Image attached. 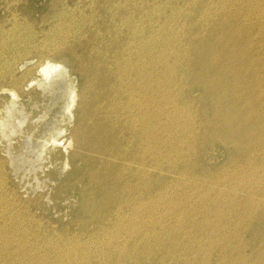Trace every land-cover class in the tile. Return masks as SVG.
Here are the masks:
<instances>
[{"label": "rangeland", "instance_id": "1", "mask_svg": "<svg viewBox=\"0 0 264 264\" xmlns=\"http://www.w3.org/2000/svg\"><path fill=\"white\" fill-rule=\"evenodd\" d=\"M190 1H193V2H190ZM207 1L208 3H206ZM221 1L220 0H189V1L188 0H173V1L172 0H157V1L156 0H146V1L141 0L140 2V0H129V1L128 0H121V1L112 0L111 2L110 0H94V1L93 0H87V1L86 0H0V49H1L0 50V67H2L0 69L1 71L0 72V212H1L0 213V264H11V263L12 264H23V263L24 264H30V263L31 264H79V263L80 264H89V263L90 264H104V263L105 264H108V263L117 264L119 260L121 261L118 264H122V263L123 264H127V263L128 264H133V263L134 264L135 263L136 264L137 263L139 264H147V263L148 264H162V263L166 264L168 260L169 261L167 264H192V263L193 264H205L208 260L209 262H207L206 264L208 263L209 264H239L241 262H242L241 264L243 263L244 264H263L264 263V257H262L264 255V250H263L264 249V245H263L264 244L263 243L264 242L263 240L264 239V226H263L264 225V213H263L264 207H262L264 205V192L262 190L264 189V184H263L264 176H262L264 175V146H263L264 142H262L264 141L263 140L264 139L263 138L264 137V120H263V117H264L263 116L264 114V107H263L264 106V92H263L264 82H262L264 81V78H263L264 77V49H263L264 47V0H230V1L221 0ZM153 3H156V4H153ZM157 3L159 5H157ZM135 4H137L138 6ZM160 4L162 5V7ZM117 5L119 8L117 7ZM129 5H130V8H129ZM68 7H70L71 9ZM90 7L94 9H91ZM141 7H144V8H141ZM155 7H156V10H154ZM75 8L77 9L75 10ZM78 8L80 10H78ZM161 8H163L162 11L160 10ZM205 8L207 9V11L208 10H211V11H208L207 13ZM105 9L106 10L108 9L111 11H108V10L106 11ZM190 9L191 10L193 9L195 12L192 10L191 11L192 13H189ZM204 9L206 12L204 11ZM73 11H77V12H73ZM134 11L136 13H134ZM198 13H199V16H198ZM204 13L205 15L207 14V17L204 15ZM72 14H73V18H72ZM90 15H91V18L89 17ZM218 16L219 18H217ZM139 17L142 19H140ZM230 18L232 19V21ZM88 20L90 21L88 22ZM131 20H133L132 23H131ZM146 20H148L149 22ZM217 20L219 23L217 22ZM120 21L121 23H119ZM152 21L153 22L156 21V22L153 24ZM213 21H215V23ZM122 22H124L123 25H122ZM220 22L222 26L224 25L226 27H221ZM80 24L81 25L84 24V26L83 25L81 26ZM130 24L133 26H131ZM200 25H202L203 27ZM58 27H59V30H57ZM62 27L64 28L62 29ZM119 27L122 29H119ZM147 27L149 30L147 29ZM155 27L158 29L160 28V29L156 30ZM197 27L199 28L197 29ZM241 30H242V33H241ZM59 32H62V33H59ZM159 32L161 35L162 34L163 35L161 36ZM186 34L188 35L186 36ZM66 35L68 36L66 37ZM113 35H116V36H113ZM125 35H128V36H125ZM108 37L111 39H109ZM132 38H133V41H132ZM203 39H205L204 40L205 42L203 41ZM186 40L188 41V44ZM118 43L120 45H118ZM179 44L180 46H177ZM233 44H237V45H233ZM143 45H146V47L144 46L143 48ZM149 45H150V48L147 47ZM184 45L185 47H183ZM145 48L148 50H146ZM208 50H210L211 52ZM175 51H176V54H175ZM132 52L134 56L131 54ZM138 54L141 56H138ZM158 54H161V56H159ZM142 55H143V58H142ZM131 56L134 57V58L132 57V61H131ZM162 57H164V60ZM105 58L107 59V61ZM126 60L127 61L129 60V62H127ZM155 60L158 62L156 63ZM143 61L145 62V64ZM182 61L184 62V64ZM189 61L191 64L189 63ZM46 63L47 64L49 63L50 66L54 65L57 68H51L50 73L46 74L42 71V67ZM223 63L225 64L226 67L224 66ZM139 66H142V67H139ZM148 67L150 69H148ZM254 68L256 71L254 70ZM148 70H150V72H148ZM161 70H164V71L162 72ZM248 70H251L249 71L251 73L247 72ZM151 72L152 74H150ZM141 75L143 76L141 78H144V79H140ZM133 76L134 77L137 76L138 79L136 77L132 78ZM201 77L203 81H201L200 79ZM196 78L197 80H195ZM129 79L132 81H130ZM126 80L127 81L129 80L128 81L129 83ZM259 80H261L262 84ZM123 82H127V83L124 84ZM139 82H142V83H139ZM170 82H172V84ZM139 84L142 85V88H141V85ZM152 84L154 85L152 86ZM127 85L129 87H127ZM111 87L114 88V90ZM207 87H208V90H206ZM214 87H217V88H214ZM118 89L120 90L117 91ZM253 91L255 94L252 93ZM132 92L134 96L132 95ZM262 93H263V96H262ZM140 94H144V95H140ZM229 94H231L230 99H229ZM146 95H149V96L147 97ZM112 97H114V99ZM118 99L119 100L121 99L120 101L121 103L119 102ZM124 100H126L128 103L130 102L131 104L129 105ZM140 100H141V103H140ZM236 101L237 103L238 102L240 103L236 105L237 104ZM108 103L109 104L111 103V104L109 105ZM258 104L259 105L261 104L260 105L261 107L258 106ZM90 107L91 109H89ZM127 107L128 109H126ZM260 108L262 110H260ZM120 109L122 110L119 111ZM116 110L118 113L116 112ZM142 111H145L146 113ZM226 112L227 114H225ZM121 114L123 116H121ZM141 114H143V116ZM153 114L155 117L153 116ZM198 114L200 115L198 116ZM148 115L149 116L152 115V117H149ZM156 115L158 116V118ZM220 115L221 117H219ZM234 116L235 117L237 116V117L235 118ZM117 117H118V120H117ZM137 118H139V120ZM111 119L114 121V123L112 122ZM201 119L202 120L204 119L205 121L204 120L202 121ZM131 120L133 121V123L130 122ZM137 121L140 122V124ZM156 121L158 122V125ZM87 122L90 124H88ZM135 122H137L138 125ZM205 122L206 123L208 122V123L206 124ZM118 123H119V127L116 126L118 125ZM129 124H131V126ZM245 124H246V127H245ZM91 125H93V127ZM98 126L100 128L102 127L101 131L99 130L100 128H98ZM240 126L242 128L244 127L245 128L242 129ZM104 127L106 128L104 129ZM129 128L133 131H131ZM247 128H250L249 129L250 131L253 130L251 131L252 134L250 133L249 130L244 131V130H247ZM260 129L262 132L260 131ZM149 130H151L150 134H149ZM229 130H233V131H229ZM81 131L83 132L81 133ZM102 131H103V134L106 136L102 134ZM255 132H257L256 135H254ZM147 133H148V136H147ZM137 134H141V135H137ZM101 136L104 138L108 137V139L107 138L104 139ZM112 136L115 137L113 144L110 138ZM144 136L145 138H143ZM237 136H239V138ZM250 136L253 138H251ZM121 137H124V138H122L121 140ZM97 138L100 140H98ZM163 138H165L166 140ZM125 139H127V141ZM144 139H147V140L144 141ZM174 139L177 140L178 143L177 141L175 142ZM182 140L183 141L185 140V141L183 142ZM215 140L217 142H215ZM148 141H151V142H148ZM100 143L102 146L100 145ZM140 143L142 144L144 143L143 146L142 144L140 145ZM83 144L85 145V147ZM175 144H177V146ZM132 145H134V147ZM123 146L124 147L126 146V147L124 148ZM135 146L136 147L138 146V147L136 148ZM179 146L182 148V150H180L181 148ZM99 147L100 149H98ZM102 147L105 149H103ZM170 147L173 149L171 150ZM119 148H120V151H119ZM175 148L177 150H175ZM254 149H255V152L252 151ZM158 150L160 151L158 152ZM189 150L190 152L192 151L191 154H189L190 153ZM174 151L176 154L177 153L178 154L176 155ZM179 152L182 155L179 154ZM256 152H257V155H256ZM142 154L143 156H141ZM165 154L167 156H164ZM252 154L253 155L255 154V155L253 156ZM109 155L112 157H110ZM119 155H122V157ZM125 155H127V157H125ZM160 155L162 157L161 159H160ZM188 155L189 157L188 159H186ZM147 157L148 159H146ZM108 158L110 159L112 158L111 159L112 162ZM168 159L174 162L170 161L171 162L170 163ZM235 159L239 163L235 162ZM126 160L129 162H127ZM132 160L134 162H132ZM135 160H136V163H135ZM231 162L237 163V164H233V163L231 164ZM163 163H167V164L163 165ZM254 163H256V165ZM112 164L116 167L114 168ZM130 164L133 167H131ZM142 164H144L147 167V169H144L146 167H144V165ZM157 164H159V167ZM173 164L174 165L176 164V166H174ZM111 166H113V168ZM136 167L137 169H134ZM164 167H167V168H164ZM236 167H239V168L235 169ZM149 169H152V170L150 171ZM168 169H170L171 171L170 170L168 171ZM238 170L239 171L241 170V171L239 172ZM143 171L145 174L143 173ZM175 172L177 174H174ZM235 172H236V175H235ZM156 173L158 174V176L156 175ZM128 174L131 176L129 177ZM187 174L189 175V177ZM211 176L214 178H212ZM220 178L222 182L218 181L220 180ZM107 179H108V182H106ZM244 180H246V182ZM158 181H159V184H158ZM187 182L190 184L187 185L186 184ZM197 182H198V185H197ZM213 184H216V185H213ZM114 185L117 189L114 187ZM189 185H193L194 187L193 186L190 187ZM201 185H202V188L204 189L203 192H201L202 191ZM239 185L241 188L239 187ZM174 186L175 187L177 186L176 189H178L179 191L176 190ZM206 186H209V187H206ZM223 186L224 187L228 186V187H225L224 189ZM234 186L235 187L237 186L236 188L238 189H236ZM141 187H144V188H141ZM167 187L169 188L167 189ZM193 188H196V189H193ZM220 188L222 189L220 190ZM148 189L150 191H148ZM207 190L210 192H208ZM217 190L220 192L218 193ZM172 191L177 192V193L172 194L173 193ZM198 192H201V193H198ZM123 193L124 195H122ZM165 193L166 194L169 193V194L166 195ZM194 193H197V194H194ZM131 194H134V195H131ZM188 194L189 196H187ZM213 194L215 195L213 196ZM242 194H244V196ZM184 195H185L184 197L185 199L182 198ZM216 195L221 196V197H218ZM229 195L231 197H229ZM168 196L169 197L171 196L172 198L170 197L169 199ZM159 197L161 198V200ZM142 198H144L145 200ZM150 198H151V201H150ZM140 199L142 202L140 201ZM234 200H238V201H234ZM126 201L128 204L126 203ZM213 201H214V204H213ZM157 202L159 205L160 204L161 205L159 206ZM165 204H167V206ZM212 204L214 206H212ZM228 208L229 209L231 208L232 211L231 209L229 210ZM129 210L130 212H128ZM149 211H150V214H149ZM118 213L120 216L118 215ZM151 216L154 221L152 220ZM142 217L144 218L142 219ZM145 217L147 220L145 219ZM148 218H151V219H148ZM157 219H159L160 221ZM249 221L251 222L249 223ZM131 222H133V224H130ZM32 223H33V226H32ZM36 223H38L39 225ZM162 223L164 224V227ZM151 225L154 226V228L155 227L156 228L155 229L152 228ZM176 226L178 227L180 226V227L177 228ZM115 227L117 228L115 229ZM118 227L120 229H118ZM260 227H261L260 231L256 230V229H260ZM35 228H38L39 230ZM132 228H134L133 233H132ZM135 228L138 230V232ZM144 228L145 230L147 229L148 230L145 231ZM43 230L44 232H42ZM102 230H104L105 232ZM228 230H231V232ZM115 232H119V233L116 234ZM189 232L191 235L188 234ZM91 233L92 235H89ZM93 233L95 234L93 235ZM120 233H123V234H120ZM59 234H62V235H59ZM73 234L75 235V237ZM128 234H132V235L130 236ZM140 234H142L143 236ZM68 235H70V237L73 236L74 238H70ZM45 236H47L48 239ZM55 236L57 237V239ZM60 236L63 237V239L61 238L60 240L59 238ZM112 236H114L115 238ZM149 236L151 237L153 236L152 237L153 239H151V237ZM163 236H165V238ZM178 236H180V238ZM67 238H68V241H67ZM96 238L98 240H96ZM113 238L115 239L114 241H112ZM124 238L127 240H125ZM161 239L164 241L163 243ZM174 239H176L175 243H174ZM188 239L189 240L192 239V240L189 241ZM100 240H102L103 243ZM166 240H168V242ZM236 240L238 243L236 242ZM81 241H82V244H81ZM110 241H111V244H110ZM246 241L248 242L246 243ZM99 242L102 244H100ZM69 243H71L72 245H70ZM179 243L182 245L184 244V245L179 246ZM57 244H59L60 246ZM102 245H103V248H102ZM106 245L107 246L109 245V246L107 247ZM151 245L152 246L155 245V247L154 246L152 247ZM96 246L98 250L97 248H95ZM174 246L176 247V250ZM234 246L235 247L238 246V247L234 248ZM258 246L261 248H259ZM87 247H88V253H87V249H85ZM148 247H150L151 250H149ZM201 247L203 248L202 250H204V252L207 254H204V252L201 249H199ZM126 248H129V250H127ZM208 248H211L210 251ZM94 249H96L97 251ZM197 249H198V252H197ZM75 251L77 252V255L75 254ZM120 251L122 252L124 251V252L121 253ZM33 252H34V255H33ZM131 252L133 255L131 254ZM154 252L156 255L154 254ZM167 252H169L170 254ZM176 253H178L179 255ZM25 254H27L26 255L27 257L23 256ZM135 254H136V257H135ZM139 254H142V255H139ZM240 255L241 256L243 255V257H241ZM139 256L141 257L139 258ZM208 256L210 259L208 258ZM7 257L11 258L12 260ZM81 257L84 259H81ZM146 257L148 258V260ZM175 257H177L178 259ZM181 257H183V259ZM204 257H206L207 261L205 260ZM244 257H247V258L244 259ZM33 258L35 261L33 260ZM103 259L104 260L106 259V261H103ZM158 259L159 261H157ZM125 260L127 263H125ZM175 260H177L178 263Z\"/></svg>", "mask_w": 264, "mask_h": 264}, {"label": "bare ground", "instance_id": "2", "mask_svg": "<svg viewBox=\"0 0 264 264\" xmlns=\"http://www.w3.org/2000/svg\"><path fill=\"white\" fill-rule=\"evenodd\" d=\"M86 1H87V0H86ZM93 1H94V0H93ZM110 1L112 2V0H110ZM120 1H121V0H120ZM128 1H129V0H128ZM145 1H146V0H145ZM156 1H157V0H156ZM172 1H173V0H172ZM188 1H189V0H188ZM220 1H221V0H220ZM225 1H226V0H225ZM228 1H230V0H228ZM84 2H85V1H84ZM137 2H138V1H137ZM140 2H141V0H140ZM142 2H143V1H142ZM147 2H148V1H147ZM179 2H180V1H179ZM190 2H193V1H190ZM212 2H213V1H212ZM221 2H222V1H221ZM130 3H131V2H130ZM133 3H134V2H133ZM150 3H151V2H150ZM164 3H165V2H164ZM174 3H175V2H174ZM181 3H182V2H181ZM186 3H188V2H186ZM200 3H201V2H200ZM203 3H204V2H203ZM206 3H208V1H207ZM226 3H227V2H226ZM232 3H234V2H232ZM236 3H237V2H236ZM236 3H235V4H236ZM90 4H91V2H90ZM92 4H94V3H92ZM121 4H122V3H121ZM138 4H139V3H138ZM142 4H143V3H142ZM142 4H141V5H142ZM151 4H152V3H151ZM153 4H156V3H153ZM184 4H185V3H184ZM219 4H220V3H219ZM219 4H218V5H219ZM110 5H111V4H110ZM126 5H127V4H126ZM131 5H132V4H131ZM135 5H137V4H135ZM157 5H159V4L157 3ZM157 5H156V6H157ZM160 5H161V4H160ZM167 5H168V4H167ZM185 5H186V4H185ZM189 5H190V4H189ZM199 5H200V4H199ZM210 5H211V4H210ZM210 5H209V6H210ZM214 5H215V4H214ZM224 5H225V4H224ZM107 6H108V5H107ZM111 6H112V5H111ZM137 6H138V5H137ZM147 6H148V4H147ZM151 6H152V5H151ZM151 6H150V7H151ZM153 6H154V5H153ZM221 6H222V5H221ZM227 6H228V5H227ZM230 6H231V5H230ZM117 7H118V5H117ZM121 7H122V6H121ZM123 7H124V6H123ZM158 7H160V6H158ZM161 7H162V5H161ZM167 7H168V6H167ZM215 7H217V6H215ZM251 7H252V6H251ZM68 8H70V7H68ZM79 8H80V7H79ZM79 8H78V10H80ZM90 8H91V7H90ZM105 8H106V7H105ZM107 8H108V7H107ZM118 8H119V7H118ZM127 8H128V7H127ZM129 8H130V5H129ZM133 8H134V7H133ZM141 8H144V7H141ZM163 8H164V7H163ZM163 8H161L160 10L162 11ZM177 8H178V7H177ZM186 8H187V7H186ZM197 8H198V7H197ZM200 8H201V6H200ZM224 8H225V7H224ZM230 8H231V7H230ZM70 9H71V8H70ZM76 9H77V8H75V10H76ZM91 9H94V8H91ZM108 9H109V8H108ZM108 9H107V10H108ZM150 9H151V8H150ZM183 9H184V8H183ZM187 9H188V8H187ZM205 9H206V8H205ZM205 9H204V11H205ZM208 9H209V8H208ZM72 10H74V9H72ZM72 10H71V11H72ZM82 10H83V9H82ZM95 10H96V9H95ZM105 10H106V9H105ZM107 10H106V11H107ZM116 10H117V9H116ZM116 10H115V11H116ZM124 10H125V9H124ZM128 10H129V9H128ZM137 10H138V9H137ZM139 10H140V9H139ZM154 10H156V7H155ZM158 10H159V8H158ZM167 10H168V9H167ZM188 10H189V9H188ZM192 10H193V9H192ZM192 10L190 9V12H189V13H192V12H191ZM198 10H199V9H198ZM224 10H225V9H224ZM108 11H111V10H108ZM115 11H114V12H115ZM120 11H121V10H120ZM131 11H132V9H131ZM145 11H147V10H145ZM193 11H194V10H193ZM202 11H203V10H202ZM206 11H207V9H206ZM206 11H205V12H206ZM208 11H211V10H208ZM208 11H207V13H208ZM216 11H217V10H216ZM222 11H223V10H222ZM227 11H228V10H227ZM241 11H242V10H241ZM73 12H77V11H73ZM117 12H119V11H117ZM151 12H152V11H151ZM153 12H154V11H153ZM157 12H158V11H157ZM157 12H156V13H157ZM163 12H164V11H163ZM167 12H168V11H167ZM184 12H185V11H184ZM194 12H195V11H194ZM200 12H201V11H200ZM213 12H214V11H213ZM70 13H71V12H70ZM91 13H92V12H91ZM96 13H97V12H96ZM96 13H95V14H96ZM126 13H127V12H126ZM129 13H130V12H129ZM134 13H136V12L134 11ZM148 13H149V11H148ZM160 13H161V12H160ZM182 13H183V12H182ZM218 13H219V12H218ZM220 13H221V12H220ZM223 13H224V12H223ZM223 13H222V14H223ZM226 13H227V12H226ZM236 13H237V12H236ZM238 13H240V12H238ZM112 14H113V12H112ZM118 14H119V13H118ZM120 14H122V13H120ZM161 14H162V13H161ZM161 14H160V15H161ZM176 14H177V13H176ZM216 14H217V13H216ZM99 15H100V13H99ZM123 15H124V14H123ZM128 15H129V14H128ZM136 15H137V14H136ZM141 15H142V14H141ZM147 15H149V14H147ZM147 15H146V16H147ZM185 15H186V13H185ZM185 15H184V16H185ZM204 15H205V13H204ZM208 15H209V14H208ZM212 15H213V14H212ZM214 15H215V14H214ZM217 15H218V14H217ZM217 15H216V16H217ZM223 15H224V14H223ZM69 16H70V15H69ZM137 16H138V15H137ZM146 16H145V17H146ZM156 16H157V15H156ZM158 16H159V14H158ZM163 16H164V15H163ZM165 16H167V15H165ZM196 16H197V15H196ZM198 16H199V13H198ZM205 16L207 17V14H206ZM205 16H203V17H205ZM210 16H211V15H210ZM220 16H221V15H220ZM87 17H88V16H87ZM89 17L91 18V15H90ZM93 17H94V16H93ZM101 17H102V16H101ZM120 17H121V16H120ZM128 17H129V16H128ZM130 17H131V15H130ZM143 17H144V16H143ZM173 17H174V16H173ZM173 17H171V18H173ZM182 17H183V16H182ZM190 17H191V16H190ZM228 17H229V16H228ZM232 17H233V15H232ZM72 18H73V14H72ZM90 18H89V19H90ZM97 18H98V17H97ZM115 18H116V17H115ZM123 18H124V17H123ZM139 18H140V17H139ZM158 18H159V17H158ZM158 18H156V19H158ZM164 18H165V17H164ZM217 18H219V16H218ZM69 19H70V18H69ZM118 19H119V18H118ZM125 19H127V18H125ZM128 19H130V18H128ZM133 19H134V18H133ZM140 19H142V18H140ZM147 19H148V18H147ZM181 19H182V18H181ZM210 19H211V18H210ZM215 19H216V18H215ZM225 19H226V18H225ZM230 19H231V18H230ZM74 20H75V19H74ZM74 20H73V21H74ZM97 20H98V19H97ZM97 20H96V21H97ZM154 20H155V18H154ZM161 20H162V19H161ZM183 20H184V19H183ZM193 20H194V18H193ZM198 20H199V19H198ZM198 20H197V21H198ZM207 20H208V19H207ZM207 20H206V21H207ZM260 20H261V19H260ZM64 21H65V20H64ZM71 21H72V19H71ZM78 21H80V20H78ZM89 21H90V20H88V22H89ZM103 21H104V20H103ZM103 21H101V22H103ZM121 21H122V19H121ZM121 21H120L119 23H121ZM132 21H133V20H131V23H132ZM143 21H144V20H143ZM146 21H148V20H146ZM164 21H165V19H164ZM168 21H170V20H168ZM211 21H212V20H211ZM219 21H220V20H219ZM227 21H229V20H227ZM231 21H232V19H231ZM231 21H230V22H231ZM110 22H111V21H110ZM113 22H114V21H113ZM144 22H145V21H144ZM148 22H149V21H148ZM150 22H151V21H150ZM152 22H153V21H152ZM155 22H156V21H155ZM155 22H153V24H154ZM171 22H172V20H171ZM181 22H182V21H181ZM193 22H194V21H193ZM198 22H199V21H198ZM198 22H196V23H198ZM213 22L215 23V21H213ZM217 22H218V20H217ZM240 22H241V21H240ZM240 22H239V23H240ZM72 23H73V22H72ZM78 23H79V22H78ZM90 23H91V22H90ZM96 23H97V22H96ZM104 23H105V22H104ZM123 23H124V22H122V25H123ZM161 23H162V22H161ZM191 23H192V22H191ZM191 23H190V24H191ZM204 23H205V22H204ZM218 23H219V22H218ZM60 24H61V23H60ZM114 24H115V23H114ZM117 24H118V23H117ZM128 24H129V23H128ZM128 24H126V25H128ZM190 24H189V25H190ZM193 24H194V23H193ZM207 24H208V23H207ZM211 24H212V23H211ZM211 24H210V25H211ZM233 24H234V23H233ZM258 24H259V23H258ZM67 25H68V24H67ZM74 25H75V24H74ZM80 25H81V24H80ZM82 25L84 26V24H82ZM82 25H81V26H82ZM108 25H109V24H108ZM111 25H112V24H111ZM130 25H131V24H130ZM169 25H170V24H169ZM180 25H181V24H180ZM205 25H206V24H205ZM205 25H204V27H205ZM216 25H217V24H216ZM226 25H227V24H226ZM76 26H77V25H76ZM87 26H88V25H87ZM87 26H86V27H87ZM120 26H121V24H120ZM131 26H133V25H131ZM145 26H146V25H145ZM149 26H150V25H149ZM149 26H148V27H149ZM161 26H162V25H161ZM164 26H165V25H164ZM166 26H167V25H166ZM190 26H191V25H190ZM194 26H195V25H194ZM197 26H198V25H197ZM200 26H202V25H200ZM213 26H214V24H213ZM220 26H221V27H226V26H224V25L222 26V25H221V22H220ZM231 26H232V25H231ZM70 27H71V26H70ZM78 27H79V26H78ZM88 27H89V26H88ZM117 27H118V26H117ZM123 27H124V26H123ZM142 27H143V26H142ZM148 27H147V29H148ZM202 27H203V26H202ZM202 27H201V28H202ZM206 27H207V26H206ZM60 28H61V27H60ZM63 28H64V27H62V29H63ZM109 28H110V27H109ZM144 28H145V27H144ZM155 28H156V27H155ZM168 28H169V27H168ZM186 28H187V26H186ZM198 28H199V27H197V29H198ZM231 28H232V27H231ZM55 29H56V28H55ZM70 29H72V28H70ZM75 29H76V28H75ZM75 29H74V30H75ZM86 29H87V28H86ZM111 29H112V28H111ZM114 29H115V27H114ZM119 29H122V28L119 27ZM145 29H146V28H145ZM151 29H153V28H151ZM159 29H160V28H159ZM159 29L156 28V30H159ZM195 29H196V28H195ZM204 29H205V28H204ZM229 29H230V28H229ZM241 29H242V28H241ZM259 29H260V28H259ZM57 30H59V27H58ZM60 30H61V29H60ZM87 30H88V29H87ZM132 30H133V29H132ZM148 30H149V29H148ZM148 30H146V31H148ZM183 30H184V29H183ZM199 30H201V29H199ZM221 30H222V29H221ZM51 31H52V30H51ZM53 31H55V30H53ZM66 31H67V30H66ZM115 31H116V30H115ZM118 31H119V30H118ZM136 31H137V30H136ZM161 31H162V30H161ZM188 31H189V30H188ZM188 31H187V32H188ZM207 31H208V29H207ZM228 31H229V30H228ZM234 31H235V29H234ZM62 32H63V31H62ZM62 32H59V33H62ZM109 32H110V31H109ZM111 32H112V30H111ZM142 32H143V31H142ZM142 32H141V34H142ZM144 32H145V31H144ZM163 32H164V31H163ZM182 32H183V31H182ZM196 32H197V30H196ZM196 32H195V33H196ZM199 32H200V31H199ZM220 32H221V31H220ZM56 33H58V32H56ZM81 33H82V32H81ZM116 33H117V32H116ZM120 33H121V32H120ZM156 33H157V32H156ZM210 33H212V32H210ZM225 33H226V32H225ZM241 33H242V30H241ZM100 34H101V33H100ZM105 34H106V33H105ZM109 34H110V33H109ZM117 34H118V33H117ZM117 34H116V35H117ZM130 34H131V32H130ZM157 34H158V33H157ZM159 34H160V32H159ZM199 34H200V33H199ZM228 34H229V33H228ZM231 34H232V33H231ZM238 34H239V33H238ZM76 35H77V34H76ZM116 35H113V36H116ZM128 35H129V34H128ZM128 35H125V36H128ZM133 35H134V33H133ZM138 35H139V34H138ZM145 35H147V34H145ZM145 35H144V37H145ZM160 35H161V34H160ZM162 35H163V34H162ZM162 35H161V36H162ZM180 35H182V34H180ZM187 35H188V34H186V36H187ZM193 35H194V34H193ZM200 35H201V34H200ZM206 35H207V33H206ZM63 36H65V35H63ZM67 36H68V35H66V37H67ZM71 36H72V35H71ZM74 36H75V35H74ZM108 36H109V35H108ZM119 36H121V35H119ZM122 36H123V35H122ZM173 36H174V35H173ZM239 36H240V35H239ZM106 37H107V36H106ZM144 37H143V38H144ZM159 37H160V36H159ZM191 37H192V36H191ZM196 37H197V36H196ZM201 37H202V36H201ZM204 37H205V36H204ZM83 38H84V37H83ZM83 38H82V39H83ZM101 38H102V37H101ZM108 38H109V37H108ZM121 38H122V37H121ZM123 38H124V37H123ZM134 38H135V37H134ZM162 38H163V37H162ZM178 38H179V37H178ZM188 38H189V37H188ZM217 38H219V37H217ZM232 38H234V37H232ZM235 38H237V37H235ZM103 39H104V38H103ZM109 39H111V38H109ZM112 39H113V38H112ZM115 39H116V38H115ZM124 39H125V38H124ZM185 39H186V38H185ZM192 39H193V38H192ZM238 39H239V38H238ZM240 39H241V37H240ZM244 39H245V38H244ZM113 40H114V39H113ZM142 40H143V39H142ZM144 40H145V39H144ZM181 40H182V39H181ZM204 40H205V39H203V41H204ZM63 41H64V40H63ZM65 41H66V39H65ZM124 41H125V40H124ZM132 41H133V38H132ZM151 41H152V40H151ZM153 41H154V40H153ZM176 41H177V39H176ZM186 41H187V40H186ZM194 41H195V40H194ZM231 41H232V40H231ZM113 42H114V41H113ZM119 42H120V41H119ZM122 42H123V41H122ZM198 42H199V40H198ZM200 42H201V41H200ZM204 42H205V41H204ZM66 43H67V42H66ZM129 43H130V42H129ZM170 43H172V42H170ZM211 43H212V42H211ZM228 43H229V42H228ZM5 44H6V43H5ZM61 44H62V42H61ZM116 44H117V43H116ZM135 44H136V43H135ZM139 44H140V43H139ZM139 44H138V45H139ZM147 44H149V43H147ZM153 44H154V43H153ZM177 44H178V43H177ZM187 44H188V41H187ZM187 44H185V45H187ZM225 44H226V43H225ZM230 44H232V43H230ZM252 44H253V43H252ZM110 45H111V44H110ZM118 45H120V44L118 43ZM159 45H160V44H159ZM185 45H184L183 47H185ZM194 45H195V44H194ZM204 45H205V43H204ZM208 45H209V43H208ZM220 45H221V44H220ZM226 45H227V44H226ZM233 45H237V44H233ZM5 46H6V45H5ZM112 46H113V45H112ZM122 46H123V45H122ZM140 46H141V45H140ZM144 46L146 47V45H143V48H144ZM173 46H174V44H173ZM175 46H176V45H175ZM177 46H180V44L177 45ZM200 46H201V45H200ZM255 46H256V45H255ZM99 47H100V46H99ZM107 47H108V46H107ZM113 47H114V46H113ZM130 47H131V45H130ZM147 47L150 48V45L147 46ZM195 47H196V46H195ZM211 47H212V46H211ZM219 47H220V46H219ZM223 47H224V46H223ZM252 47H253V45H252ZM108 48H109V47H108ZM108 48H107V49H108ZM116 48H117V47H116ZM135 48H136V47H135ZM135 48H134V49H135ZM176 48H178V47H176ZM181 48H182V47H181ZM186 48H187V47H186ZM197 48H198V46H197ZM212 48H213V47H212ZM232 48H233V47H232ZM2 49H4V48H2ZM107 49H106V50H107ZM127 49H128V47H127ZM145 49H146V48H145ZM153 49H154V48H153ZM153 49H152V50H153ZM183 49H184V48H183ZM263 49H264V47H263ZM0 50H1V49H0ZM135 50H136V49H135ZM141 50H142V49H141ZM146 50H148V49H146ZM154 50H155V49H154ZM177 50H178V49H177ZM184 50H185V49H184ZM195 50H196V49H195ZM233 50H234V49H233ZM112 51H113V50H112ZM119 51H120V50H119ZM122 51H123V50H122ZM149 51H150V49H149ZM165 51H166V50H165ZM178 51H179V50H178ZM178 51H177V52H178ZM180 51H181V50H180ZM193 51H194V49H193ZM197 51H198V50H197ZM200 51H201V50H200ZM208 51H210V50H208ZM228 51H229V50H228ZM245 51H246V50H245ZM94 52H95V51H94ZM135 52H136V51H135ZM152 52H153V51H152ZM210 52H211V51H210ZM223 52H224V51H223ZM114 53H115V52H114ZM125 53H126V52H125ZM137 53H138V52H137ZM139 53H141V52H139ZM147 53H148V52H147ZM183 53H184V52H183ZM224 53H225V52H224ZM230 53H231V51H230ZM94 54H95V53H94ZM116 54H117V53H116ZM131 54L134 56L133 52H132ZM144 54H145V53H144ZM175 54H176V51H175ZM227 54H228V53H227ZM232 54H233V53H232ZM235 54H237V53H235ZM114 55H115V54H114ZM114 55H113V56H114ZM121 55H122V54H121ZM151 55H152V54H151ZM158 55L161 56V54H158ZM164 55H165V54H164ZM164 55H163V56H164ZM185 55H186V54H185ZM118 56H120V55H118ZM133 56H131V61H132V57H133ZM138 56H141V55L138 54ZM181 56H182V55H181ZM183 56H184V55H183ZM234 56H235V55H234ZM96 57H97V56H96ZM153 57H154V56H153ZM116 58H117V57H116ZM133 58H134V57H133ZM137 58H138V57H137ZM142 58H143V55H142ZM149 58H150V57H149ZM160 58H161V57H160ZM162 58H163V60H164V57H162ZM173 58H174V57H173ZM183 58H184V57H183ZM231 58H232V57H231ZM93 59H95V58H93ZM93 59H92V60H93ZM105 59H106V58H105ZM114 59H115V58H114ZM120 59H121V58H120ZM154 59H155V58H154ZM156 59H157V58H156ZM168 59H169V58H168ZM184 59H185V58H184ZM184 59H183V61H184ZM211 59H212V58H211ZM227 59H228V58H227ZM254 59H255V58H254ZM90 60H91V59H90ZM109 60H110V59H109ZM137 60H138V59H137ZM161 60H162V59H161ZM165 60H166V59H165ZM106 61H107V59H106ZM112 61H113V60H112ZM126 61H127V60H126ZM133 61H134V60H133ZM135 61H136V60H135ZM155 61H156V60H155ZM175 61H176V60H175ZM179 61H180V60H179ZM183 61H182V62H183ZM230 61H231V59H230ZM259 61H260V60H259ZM100 62H101V61H100ZM109 62H110V61H109ZM117 62H118V61H117ZM119 62H120V61H119ZM127 62H129V60H128ZM127 62H126V63H127ZM136 62H137V61H136ZM139 62H140V61H139ZM143 62H144V61H143ZM152 62H153V61H152ZM157 62H158V61H156V63H157ZM160 62H161V61H160ZM167 62H168V61H167ZM171 62H172V61H171ZM211 62H212V60H211ZM248 62H249V61H248ZM256 62H257V61H256ZM164 63H165V62H164ZM174 63H175V62H174ZM174 63H172V64H174ZM180 63H181V62H180ZM189 63H190V61H189ZM226 63H227V61H226ZM97 64H98V63H97ZM105 64H106V63H105ZM122 64H123V63H122ZM129 64H130V63H129ZM131 64H132V63H131ZM135 64H136V63H135ZM144 64H145V62H144ZM144 64H143V65H144ZM160 64H162V63H160ZM165 64H166V63H165ZM170 64H171V63H170ZM183 64H184V62H183ZM190 64H191V63H190ZM223 64H224V63H223ZM236 64H237V63H236ZM239 64H240V63H239ZM89 65H90V64H89ZM113 65H115V64H113ZM139 65H140V64H139ZM166 65H167V64H166ZM107 66H108V65H107ZM116 66H117V65H116ZM118 66H119V65H118ZM134 66H135V65H134ZM164 66H165V65H164ZM164 66H163V67H164ZM171 66H172V65H171ZM221 66H222V64H221ZM224 66H225V64H224ZM233 66H234V65H233ZM129 67H130V66H129ZM132 67H133V65H132ZM139 67H142V66H139ZM149 67H150V66H149ZM149 67H148V69H150ZM151 67H153V66H151ZM160 67H161V66H160ZM163 67H162V68H163ZM169 67H170V66H169ZM187 67H188V65H187ZM225 67H226V66H225ZM252 67H253V66H252ZM254 67H255V66H254ZM1 68H2V67H0V69H1ZM51 68H57V67L54 66V65L50 66L49 63H48V64L46 63V64L42 67V71H43L44 73H46V74H49L50 71H51V70H50ZM97 68H98V67H97ZM127 68H128V67H127ZM134 68H135V67H134ZM165 68H166V67H165ZM228 68H229V67H228ZM249 68H250V67H249ZM91 69H92V68H91ZM95 69H96V68H95ZM130 69H131V68H130ZM130 69H129V70H130ZM146 69H147V68H146ZM169 69H170V68H169ZM174 69H176V68H174ZM220 69H221V68H220ZM222 69H223V68H222ZM121 70H122V69H121ZM126 70H127V69H126ZM223 70H224V69H223ZM246 70H247V69H246ZM246 70H245V71H246ZM254 70H255V68H254ZM261 70H262V69H261ZM54 71H55V70H54ZM135 71H136V70H135ZM141 71H142V70H141ZM161 71L163 72L164 70H161ZM166 71H167V70H166ZM168 71H169V70H168ZM192 71H193V69H192ZM249 71H251V70H248L247 72H249ZM255 71H256V70H255ZM0 72H1V71H0ZM55 72H56V71H55ZM137 72H138V71H137ZM148 72H150V70H148ZM148 72H147V74H148ZM197 72H198V71H197ZM202 72H203V71H202ZM126 73H127V72H126ZM133 73H134V72H133ZM173 73H174V72H173ZM173 73H172V74H173ZM223 73H224V72H223ZM223 73H222V74H223ZM249 73H251V72H249ZM254 73H255V72H254ZM257 73H258V72H257ZM127 74H128V73H127ZM131 74H132V73H131ZM134 74H135V73H134ZM150 74H152V72H151ZM150 74H149V75H150ZM200 74H201V73H200ZM200 74H199V75H200ZM258 74H259V73H258ZM4 75H5V74H4ZM124 75H125V74H124ZM129 75H130V74H129ZM154 75H155V74H154ZM154 75H153V76H154ZM165 75H166V73H165ZM170 75H171V74H170ZM122 76H123V75H122ZM153 76H152V77H153ZM167 76H168V75H167ZM171 76H172V75H171ZM189 76H190V75H189ZM207 76H208V75H207ZM257 76H258V75H257ZM261 76H262V75H261ZM45 77H47V76H45ZM126 77H127V75H126ZM129 77H130V76H129ZM135 77L137 78V76H135ZM135 77L133 76L132 78H135ZM141 77H143L142 75L140 76V79H144V78H141ZM146 77H147V76H146ZM150 77H151V76H150ZM168 77H169V76H168ZM175 77H176V76H175ZM185 77H186V76H185ZM219 77H220V76H219ZM221 77H222V76H221ZM250 77H251V76H250ZM101 78H102V77H101ZM161 78H162V77H161ZM176 78H177V77H176ZM194 78H195V77H194ZM217 78H218V76H217ZM217 78H216V79H217ZM226 78H227V77H226ZM248 78H249V77H248ZM260 78H261V77H260ZM260 78H259V79H260ZM263 78H264V77H263ZM97 79H98V78H97ZM103 79H104V78H103ZM137 79H138V78H137ZM171 79H172V77H171ZM177 79H178V78H177ZM177 79H176V80H177ZM182 79H183V77H182ZM198 79H199V78H198ZM200 79H201V81H203V80H202V77H201ZM206 79H207V77H206ZM261 79H262V78H261ZM106 80H107V79H106ZM129 80H130V79H129ZM129 80H128V81H129ZM155 80H157V79H155ZM168 80H169V79H168ZM186 80H188V79H186ZM195 80H197V78H196ZM212 80H213V79H212ZM218 80H220V79H218ZM221 80H222V79H221ZM225 80H226V79H225ZM241 80H242V79H241ZM126 81H127V80H126ZM128 81H127V82H128ZM130 81H132V80H130ZM152 81H153V79H152ZM159 81H160V80H159ZM166 81H167V80H166ZM170 81H171V80H170ZM205 81H207V80H205ZM210 81H211V80H210ZM213 81H214V80H213ZM213 81H212V82H213ZM226 81H227V80H226ZM259 81L261 82V80H259ZM127 82H123V83L125 84V83H127ZM134 82H135V81H134ZM142 82H143V81H142ZM142 82H139V83H142ZM167 82H168V81H167ZM177 82H178V81H177ZM185 82H186V81H185ZM221 82H222V81H221ZM223 82H224V81H223ZM246 82H247V81H246ZM262 82H264V81H262ZM262 82H261V84H262ZM103 83H104V82H103ZM128 83H129V82H128ZM132 83H133V82H132ZM146 83H147V82H146ZM151 83H152V82H151ZM153 83H154V82H153ZM170 83L172 84V82H170ZM215 83H216V82H215ZM250 83H251V82H250ZM147 84H148V83H147ZM166 84H167V83H166ZM186 84H187V83H186ZM220 84H221V83H220ZM223 84H224V83H223ZM114 85H115V84H114ZM114 85H113V87H114ZM120 85H121V84H120ZM139 85H141V84H139ZM153 85H154V84H152V86H153ZM159 85H160V84H159ZM163 85H164V83H163ZM167 85H168V84H167ZM205 85H206V84H205ZM125 86H126V85H125ZM136 86H137V84H136ZM146 86H147V85H146ZM148 86H149V85H148ZM156 86H157V85H156ZM226 86H227V85H226ZM127 87H129V86L127 85ZM127 87H126V89H127ZM144 87H145V86H144ZM159 87H160V86H159ZM210 87H211V86H210ZM107 88H108V87H107ZM111 88H112V87H111ZM117 88H118V87H117ZM122 88H123V87H122ZM141 88H142V85H141ZM141 88H140V89H141ZM145 88H146V87H145ZM148 88H149V87H148ZM155 88H156V87H155ZM155 88H154V89H155ZM162 88H163V87H162ZM172 88H173V87H172ZM214 88H217V87H214ZM225 88H226V87H225ZM112 89L114 90V88H112ZM124 89H125V88H124ZM134 89H135V88H134ZM140 89H139V90H140ZM143 89H144V88H143ZM143 89H142V90H143ZM156 89H157V88H156ZM158 89H159V88H158ZM176 89H177V87H176ZM254 89H255V87H254ZM113 90H112V91H113ZM119 90H120V89H118L117 91H119ZM129 90H130V89H129ZM184 90H185V89H184ZM206 90H208V87H207ZM232 90H233V89H232ZM241 90H242V89H241ZM98 91H99V90H98ZM156 91H158V90H156ZM227 91H228V90H227ZM234 91H235V90H234ZM247 91H248V89H247ZM123 92H124V90H123ZM130 92H131V91H130ZM263 92H264V90H263ZM112 93H113V92H112ZM154 93H155V92H154ZM162 93H163V92H162ZM166 93H167V92H166ZM226 93H227V92H226ZM233 93H234V92H233ZM252 93H254V91H253ZM116 94H117V93H116ZM118 94H119V93H118ZM130 94H131V93H130ZM138 94H139V93H138ZM147 94H148V92H147ZM152 94H153V93H152ZM231 94H232V93H231ZM231 94H229V99H230V97H231V96H230ZM241 94H243V93H241ZM244 94H245V93H244ZM254 94H255V93H254ZM132 95H133V92H132ZM140 95H144V94H140ZM133 96H134V95H133ZM136 96H137V95H136ZM146 96L148 97L149 95H146ZM239 96H240V95H239ZM251 96H252V95H251ZM262 96H263V93H262ZM130 97H131V96H130ZM130 97H129V98H130ZM138 97H139V96H138ZM141 97H142V96H141ZM167 97H168V96H167ZM112 98L114 99V97H112ZM120 98H121V97H120ZM125 98H126V97H125ZM129 98H128V100H129ZM132 98H134V97H132ZM139 98H140V97H139ZM145 98H146V97H145ZM184 98H185V97H184ZM226 98H227V97H226ZM233 98H234V97H233ZM240 98H241V97H240ZM240 98H239V99H240ZM249 98H250V97H249ZM91 99H92V98H91ZM116 99H117V98H116ZM126 99H127V98H126ZM135 99H136V98H135ZM151 99H153V98H151ZM168 99H169V98H168ZM236 99H237V98H236ZM89 100H90V99H89ZM118 100H119V99H118ZM131 100H132V99H131ZM225 100H226V99H225ZM240 100H241V99H240ZM243 100H244V99H243ZM120 101H121V99L119 100V102H120ZM124 101H126V100H124ZM149 101H150V100H149ZM185 101H186V100H185ZM246 101H247V100H246ZM252 101H253V100H252ZM254 101H255V100H254ZM109 102H111V101H109ZM117 102H118V101H117ZM126 102H127V101H126ZM138 102H139V100H138ZM144 102H145V101H144ZM231 102H232V101H231ZM234 102H235V101H234ZM93 103H94V102H93ZM120 103H121V102H120ZM122 103H123V102H122ZM127 103H128V102H127ZM140 103H141V100H140ZM150 103H151V102H150ZM154 103H155V102H154ZM236 103H237V101H236ZM236 103H235V104H236ZM239 103H240V102H238L236 105H238ZM248 103H249V102H248ZM258 103H259V102H258ZM108 104H109V103H108ZM110 104H111V103H110ZM110 104H109V105H110ZM115 104H116V102H115ZM118 104H119V103H118ZM118 104H117V106H118ZM128 104L130 105L131 103L129 102ZM143 104H144V103H143ZM148 104H149V103H148ZM155 104H156V103H155ZM217 104H218V103H217ZM244 104H245V102H244ZM249 104H250V103H249ZM251 104H252V103H251ZM106 105H107V104H106ZM135 105H136V104H135ZM138 105H139V104H138ZM156 105H157V104H156ZM156 105H155V106H156ZM260 105H261V104H260ZM260 105L258 104V106H260ZM115 106H116V105H115ZM119 106H120V105H119ZM131 106H132V105H131ZM136 106H137V105H136ZM139 106H140V105H139ZM139 106H138V107H139ZM155 106H153V107H155ZM224 106H225V105H224ZM234 106H235V105H234ZM239 106H241V105H239ZM251 106H252V105H251ZM95 107H96V106H95ZM99 107H100V106H99ZM123 107H124V106H123ZM133 107H134V106H133ZM133 107H132V108H133ZM140 107H141V106H140ZM142 107H143V106H142ZM150 107H151V106H150ZM221 107H222V106H221ZM260 107H261V106H260ZM263 107H264V106H263ZM96 108H97V107H96ZM145 108H147V107H145ZM215 108H216V107H215ZM229 108H230V107H229ZM89 109H91V107H90ZM102 109H103V108H102ZM111 109H112V108H111ZM118 109H119V108H118ZM118 109H117V110H118ZM126 109H128V107H127ZM134 109H135V108H134ZM141 109H142V108H141ZM141 109H140V110H141ZM194 109H195V107H194ZM224 109H225V108H224ZM237 109H238V108H237ZM240 109H241V108H240ZM251 109H252V108H251ZM255 109H256V108H255ZM258 109H259V108H258ZM95 110H96V109H95ZM108 110H109V109H108ZM114 110H115V108H114ZM117 110H116V112H117ZM121 110H122V109H120L119 111H121ZM142 110H143V109H142ZM144 110H145V109H144ZM179 110H180V109H179ZM179 110H178V111H179ZM200 110H201V109H200ZM260 110H262V109L260 108ZM97 111H98V110H97ZM102 111H104V110H102ZM125 111H127V110H125ZM125 111H124V113H125ZM129 111H131V110H129ZM156 111H157V110H156ZM226 111H228V110H226ZM229 111H230V110H229ZM239 111H240V110H239ZM93 112H94V111H93ZM111 112H112V111H111ZM113 112H114V111H113ZM142 112H145V111H142ZM142 112H141V113H142ZM153 112H154V111H153ZM159 112H160V111H159ZM165 112H167V111H165ZM236 112H237V111H236ZM253 112H254V111H253ZM104 113H105V112H104ZM107 113H108V112H107ZM117 113H118V112H117ZM124 113H123V114H124ZM145 113H146V112H145ZM145 113H144V114H145ZM148 113H149V112H148ZM220 113H221V112H220ZM222 113H223V112H222ZM249 113H250V111H249ZM262 113H263V112H262ZM151 114H152V113H151ZM158 114H159V113H158ZM158 114H157V115H158ZM163 114H164V113H163ZM213 114H214V112H213ZM225 114H227V112H226ZM225 114H224V115H225ZM92 115H93V114H92ZM106 115H107V114H106ZM118 115H119V114H118ZM129 115H130V113H129ZM129 115H128V116H129ZM133 115H134V114H133ZM141 115L143 116V114H141ZM146 115H147V114H146ZM157 115H156V116H157ZM159 115H160V114H159ZM199 115H200V114H198V116H199ZM224 115H223V116H224ZM241 115H242V114H241ZM255 115H256V114H255ZM260 115H261V114H260ZM95 116H96V115H95ZM95 116H94V117H95ZM121 116H123V115L121 114ZM126 116H127V115H126ZM138 116H139V115H138ZM148 116H149V115H148ZM153 116H154V114H153ZM169 116H171V115H169ZM176 116H177V115H176ZM176 116H175V117H176ZM185 116H186V115H185ZM225 116H226V115H225ZM243 116H244V115H243ZM263 116H264V114H263ZM119 117H120V116H119ZM130 117H131V116H130ZM134 117H135V116H134ZM134 117H133V118H134ZM149 117H152V115L149 116ZM154 117H155V116H154ZM172 117H173V116H172ZM219 117H221V115H220ZM234 117H235V116H234ZM234 117H233V118H234ZM236 117H237V116H236ZM236 117H235V118H236ZM256 117H257V116H256ZM258 117H259V116H258ZM122 118H123V117H122ZM125 118H127V117H125ZM157 118H158V116H157ZM170 118H171V117H170ZM197 118H198V117H197ZM241 118H242V117H241ZM259 118H260V117H259ZM112 119H113V117H112ZM112 119H111V120H112ZM137 119L139 120V118H137ZM145 119H146V118H145ZM148 119H149V118H148ZM168 119H169V118H168ZM198 119H199V118H198ZM243 119H244V118H243ZM257 119H258V118H257ZM85 120H86V119H85ZM88 120H89V119H88ZM100 120H101V119H100ZM117 120H118V117H117ZM142 120H144V119H142ZM158 120H159V119H158ZM166 120H167V119H166ZM201 120H202V119H201ZM203 120H204V119H203ZM203 120H202V121H203ZM240 120H241V119H240ZM255 120H256V119H255ZM263 120H264V117H263ZM93 121H94V120H93ZM105 121H106V120H105ZM128 121H129V120H128ZM133 121H134V119H133ZM133 121L131 120L130 122L133 123ZM135 121H136V120H135ZM151 121H152V119H151ZM199 121H200V120H199ZM204 121H205V120H204ZM215 121H216V120H215ZM248 121H249V120H248ZM250 121H252V120H250ZM261 121H262V120H261ZM96 122H97V121H96ZM112 122L114 123L113 120H112ZM137 122H138V121H137ZM137 122H135V123H137ZM144 122H145V121H144ZM156 122H157V121H156ZM231 122H232V121H231ZM258 122H260V121H258ZM87 123H88V122H87ZM97 123H98V122H97ZM104 123H105V122H104ZM109 123H110V122H109ZM125 123H126V122H125ZM138 123L140 124V122H138ZM138 123H137V125H138ZM141 123H142V122H141ZM146 123H147V122H146ZM149 123H150V122H149ZM154 123H155V122H154ZM161 123H162V121H161ZM203 123H204V122H203ZM205 123H206V122H205ZM207 123H208V122H207ZM207 123H206V124H207ZM210 123H212V122H210ZM214 123H216V122H214ZM88 124H90V123H88ZM110 124H111V123H110ZM120 124H121V122H120ZM169 124H170V122H169ZM242 124H243V123H242ZM246 124H248V123H246ZM246 124H245V127H246ZM249 124H250V123H249ZM258 124H259V123H258ZM261 124H262V122H261ZM93 125H95V124H93ZM93 125H91V126L93 127ZM105 125H106V124H105ZM114 125H115V124H114ZM114 125H113V126H114ZM125 125H126V124H125ZM129 125L131 126V124H129ZM141 125H143V124H141ZM157 125H158V122H157ZM167 125H168V124H167ZM223 125H224V124H223ZM83 126H84V125H83ZM83 126H82V127H83ZM109 126H110V125H109ZM116 126L119 127V123H118V125H116ZM132 126H133V125H132ZM135 126H136V125H135ZM147 126H148V125H147ZM173 126H174V125H173ZM194 126H195V125H194ZM198 126H199V125H198ZM211 126H212V125H211ZM253 126H254V125H253ZM253 126H252V128H253ZM95 127H96V126H95ZM95 127H94V128H95ZM128 127H129V126H128ZM139 127H140V126H139ZM145 127H146V126H145ZM151 127H152V126H151ZM156 127H157V126H156ZM156 127H155V129H156ZM178 127H179V126H178ZM224 127H225V126H224ZM231 127H232V126H231ZM240 127H241V126H240ZM243 127H244V126H243ZM245 127H244V128H245ZM85 128H86V127H85ZM98 128H100V127L98 126ZM101 128H102V127H101ZM101 128L99 129L100 131H101ZM105 128H106V127H104V129H105ZM115 128H116V127H115ZM123 128H124V127H123ZM130 128H132V127H130ZM130 128H129V129H130ZM136 128H138V127H136ZM136 128H135V130H136ZM167 128H168V127H167ZM196 128H197V126H196ZM229 128H230V127H229ZM241 128H242V127H241ZM244 128H242V129H244ZM80 129H81V128H80ZM110 129H111V128H110ZM112 129H113V128H112ZM133 129H134V127H133ZM140 129H141V128H140ZM148 129H149V128H148ZM153 129H154V128H153ZM155 129H154V130H155ZM157 129H158V128H157ZM235 129H236V128H235ZM235 129H234V130H235ZM249 129H250V128H247V130H244V131H248ZM86 130H88V129H86ZM90 130H91V129H90ZM99 130H98V131H99ZM107 130H108V129H107ZM115 130H116V129H115ZM117 130H118V129H117ZM130 130H131V129H130ZM144 130H145V129H144ZM178 130H179V129H178ZM180 130H181V129H180ZM213 130H214V129H213ZM91 131H92V130H91ZM104 131H105V130H104ZM108 131H109V130H108ZM108 131H107V132H108ZM120 131H121V130H120ZM124 131H125V130H124ZM131 131H133V130H131ZM138 131H139V130H138ZM142 131H143V130H142ZM147 131H148V130H147ZM150 131H151V130H149V134H150ZM155 131H156V130H155ZM168 131H169V129H168ZM175 131H176V130H175ZM210 131H211V130H210ZM229 131H233V130H229ZM237 131H238V130H237ZM249 131H250V130H249ZM251 131H253V130H251ZM251 131H250V133H251ZM260 131H261V129H260ZM82 132H83V131H81V133H82ZM122 132H123V131H122ZM152 132H153V131H152ZM152 132H151V133H152ZM257 132H258V131H257ZM257 132H255L254 135H256ZM261 132H262V131H261ZM261 132H260V133H261ZM89 133H90V132H89ZM93 133H94V132H93ZM119 133H120V132H119ZM155 133H156V132H155ZM157 133H158V132H157ZM180 133H181V132H180ZM187 133H188V132H187ZM237 133H238V132H237ZM239 133H240V132H239ZM245 133H246V132H245ZM248 133H249V132H248ZM75 134H76V133H75ZM97 134H98V133H97ZM102 134H103V131H102ZM102 134H101V135H102ZM113 134H114V133H113ZM121 134H122V133H121ZM142 134H143V132H142ZM144 134H145V133H144ZM169 134H170V133H169ZM171 134H172V133H171ZM183 134H184V133H183ZM200 134H201V133H200ZM200 134H199V135H200ZM209 134H210V133H209ZM209 134H208V135H209ZM251 134H252V133H251ZM76 135H77V134H76ZM82 135H83V134H82ZM98 135H99V134H98ZM103 135H104V134H103ZM116 135H117V134H116ZM132 135H133V134H132ZM137 135H141V134H137ZM167 135H168V134H167ZM172 135H173V134H172ZM213 135H214V134H213ZM248 135H250V134H248ZM77 136H78V135H77ZM83 136H84V135H83ZM85 136H86V135H85ZM104 136H106V135H104ZM134 136H135V135H134ZM147 136H148V133H147ZM149 136H150V135H149ZM159 136H160V135H159ZM173 136H174V135H173ZM175 136H176V135H175ZM177 136H179V135H177ZM187 136H188V135H187ZM99 137H100V136H99ZM101 137H102V136H101ZM117 137H118V136H117ZM126 137H127V136H126ZM139 137H140V136H139ZM184 137H186V136H184ZM207 137H208V136H207ZM211 137H212V136H211ZM215 137H216V136H215ZM237 137L239 138V136H237ZM250 137H251V136H250ZM83 138H84V137H83ZM102 138H104V137H102ZM106 138L108 139V137H106ZM106 138H104V139H106ZM110 138H111V142H112V144H113L115 137L112 136V137H110ZM122 138H124V137H121V140H122ZM143 138H145V136H144ZM158 138H160V137H158ZM172 138H173V137H172ZM198 138H199V137H198ZM203 138H204V136H203ZM209 138H210V136H209ZM209 138H208V139H209ZM216 138H217V137H216ZM240 138H241V136H240ZM251 138H253V137H251ZM263 138H264V137H263ZM77 139H78V138H77ZM84 139H85V138H84ZM97 139H98V138H97ZM117 139H118V138H117ZM127 139H128V138H127ZM127 139H125V140L127 141ZM140 139H141V138H140ZM147 139H148V138H147ZM147 139H144V141L147 140ZM163 139H165V138H163ZM169 139H171V138H169ZM175 139H176V138H175ZM175 139H174V140H175ZM214 139H215V138H214ZM247 139H248V137H247ZM78 140H79V139H78ZM90 140H91V139H90ZM98 140H100V139H98ZM109 140H110V139H109ZM137 140H139V139H137ZM156 140H157V139H156ZM165 140H166V139H165ZM194 140H195V139H194ZM241 140H243V139H241ZM263 140H264V139H263ZM87 141H88V140H87ZM87 141H86V142H87ZM95 141H96V139H95ZM104 141H105V140H104ZM107 141H108V140H107ZM118 141H119V140H118ZM134 141H135V140H134ZM159 141H160V140H159ZM168 141H169V140H168ZM176 141H177V140H175V142H176ZM180 141H181V140H180ZM182 141H183V140H182ZM184 141H185V140H184ZM184 141H183V142H184ZM186 141H187V140H186ZM203 141H204V140H203ZM229 141H230V140H229ZM235 141H236V140H235ZM246 141H248V140H246ZM105 142H106V141H105ZM115 142H116V140H115ZM142 142H143V141H142ZM148 142H151V141H148ZM161 142H162V141H161ZM211 142H212V141H211ZM215 142H217V141L215 140ZM215 142H213V143H215ZM221 142H222V141H221ZM237 142H238V141H237ZM244 142H245V141H244ZM262 142H264V141H262ZM82 143H83V141H82ZM88 143H89V142H88ZM98 143H99V142H98ZM108 143H109V142H108ZM108 143H106V144H108ZM118 143H119V142H118ZM145 143H146V142H145ZM159 143H160V142H159ZM165 143H166V142H165ZM170 143H171V142H170ZM177 143H178V141H177ZM181 143H182V142H181ZM246 143H247V142H246ZM114 144H115V143H114ZM128 144H130V143H128ZM131 144H132V143H131ZM141 144H142V143H140V145H141ZM143 144H144V143H143ZM143 144H142V146H143ZM148 144H149V143H148ZM156 144H157V143H156ZM161 144H163V143H161ZM182 144H183V143H182ZM187 144H188V142H187ZM238 144H239V143H238ZM241 144H242V142H241ZM248 144H249V143H248ZM83 145H84V144H83ZM100 145H101V143H100ZM100 145H99V146H100ZM121 145H122V144H121ZM124 145H125V144H124ZM167 145H168V144H167ZM170 145H172V144H170ZM175 145L177 146V144H175ZM183 145H184V144H183ZM183 145H182V146H183ZM254 145H255V144H254ZM90 146H91V145H90ZM95 146H96V144H95ZM101 146H102V145H101ZM106 146H107V145H106ZM127 146H128V145H127ZM132 146L134 147V145H132ZM138 146H139V145H138ZM138 146H137V147H138ZM145 146H146V145H145ZM151 146H152V145H151ZM163 146H164V145H163ZM238 146H239V145H238ZM260 146H261V145H260ZM263 146H264V145H263ZM84 147H85V145H84ZM84 147H83V148H84ZM97 147H98V146H97ZM103 147H104V146H103ZM103 147H102V148H103ZM123 147H124V146H123ZM125 147H126V146H125ZM125 147H124V148H125ZM135 147H136V146H135ZM137 147H136V148H137ZM139 147H140V146H139ZM152 147H153V146H152ZM179 147H180V146H179ZM258 147H259V146H258ZM261 147H262V146H261ZM261 147H260V148H261ZM111 148H112V147H111ZM116 148H117V147H116ZM116 148H115V149H116ZM131 148H132V147H131ZM154 148H155V147H154ZM158 148H159V147H158ZM176 148H178V147H176ZM176 148H175V150H177ZM180 148H181V147H180ZM186 148H187V147H186ZM195 148H196V147H195ZM98 149H100V147H99ZM103 149H105V148H103ZM103 149H101V150H103ZM113 149H114V147H113ZM117 149H118V148H117ZM142 149H144V148H142ZM145 149H146V148H145ZM149 149H150V147H149ZM155 149H156V148H155ZM170 149L172 150L173 148L170 147ZM251 149H253V148H251ZM167 150H168V149H167ZM180 150H182V148H181ZM256 150H257V149H256ZM258 150H259V148H258ZM119 151H120V148H119ZM124 151H125V150H124ZM132 151H133V150H132ZM132 151H131V152H132ZM143 151H144V150H143ZM143 151H142V152H143ZM148 151H149V150H148ZM151 151H152V150H151ZM159 151H160V150H158V152H159ZM163 151H164V150H163ZM163 151H162V152H163ZM178 151H179V150H178ZM185 151H186V150H185ZM252 151L255 152V149L252 150ZM98 152H99V151H98ZM113 152H114V150H113ZM126 152H127V151H126ZM126 152H125V153H126ZM134 152H135V151H134ZM158 152H157V153H158ZM162 152H161V153H162ZM171 152H172V151H171ZM189 152H190V150H189ZM191 152H192V151H191ZM191 152H190L189 154H191ZM200 152H201V151H200ZM103 153H104V152H103ZM103 153H102V155H103ZM119 153H120V152H119ZM127 153H128V152H127ZM152 153H153V152H152ZM157 153H156V154H157ZM174 153H175V151H174ZM174 153H173V154H174ZM183 153H184V152H183ZM196 153H197V152H196ZM249 153H250V152H249ZM100 154H101V153H100ZM114 154H115V153H114ZM154 154H155V153H154ZM175 154H176V153H175ZM177 154H178V153H177ZM177 154H176V155H177ZM179 154H181V153L179 152ZM242 154H243V152H242ZM258 154H259V153H258ZM261 154H262V153H261ZM105 155H106V154H105ZM123 155H124V154H123ZM139 155H140V154H139ZM181 155H182V154H181ZM186 155H187V154H186ZM252 155H253V154H252ZM254 155H255V154H254ZM254 155H253V156H254ZM256 155H257V152H256ZM109 156H110V155H109ZM119 156L122 157V155H119ZM141 156H143V154H142ZM141 156H140V157H141ZM145 156H146V155H145ZM164 156H167V155L165 154ZM164 156H163V157H164ZM174 156H175V155H174ZM174 156H172V157H174ZM190 156H191V155H190ZM195 156H196V155H195ZM195 156H194V157H195ZM249 156H250V155H249ZM110 157H112V156H110ZM116 157H117V156H116ZM125 157H127V155H125ZM150 157H151V156H150ZM178 157H180V156H178ZM178 157H177V158H178ZM188 157H189V155L187 156L186 159H188ZM194 157H193V158H194ZM257 157H258V156H257ZM128 158H129V157H128ZM157 158H158V156H157ZM161 158H162V157H161V155H160V159H161ZM183 158H184V157H183ZM250 158H251V157H250ZM250 158H249V159H250ZM105 159H107V158H105ZM108 159L112 162V160H111L112 158H111V159L108 158ZM123 159H124V158H123ZM146 159H148V157H147ZM166 159H167V158H166ZM170 159H171V158H170ZM170 159H168L169 162H170V161H171V162H174V161H172L173 158H172V160H170ZM190 159H191V158H190ZM244 159H245V158H244ZM157 160H158V159H157ZM174 160H175V158H174ZM178 160H179V159H178ZM180 160H181V159H180ZM126 161H127V160H126ZM130 161H131V160H130ZM141 161H142V160H141ZM159 161H160V160H159ZM159 161H157V162H159ZM176 161H177V160H176ZM189 161H190V160H189ZM191 161H192V160H191ZM249 161H250V160H249ZM115 162H116V161H115ZM127 162H129V161H127ZM132 162H134V161L132 160ZM162 162H163V161H162ZM169 162H168V164H169ZM171 162H170V163H171ZM233 162H234V160H233ZM233 162H231V164H232ZM235 162H237L236 159H235ZM261 162H262V161H261ZM103 163H104V162H103ZM135 163H136V160H135ZM137 163H138V162H137ZM175 163H176V162H175ZM189 163H190V162H189ZM237 163H239V162H237ZM237 163H233V164H237ZM240 163H241V162H240ZM131 164H132V163H131ZM131 164H130V166H131ZM139 164H140V163H139ZM164 164H167V163H163V165H164ZM187 164H188V163H187ZM242 164H243V163H242ZM254 164L256 165V163H254ZM105 165H106V164H105ZM110 165H111V164H110ZM112 165H113V164H112ZM115 165H116V164H115ZM126 165H127V164H126ZM128 165H129V164H128ZM142 165H144V164H142ZM150 165H151V164H150ZM157 165H158V167H159V164H157ZM160 165H161V163H160ZM173 165H174V164H173ZM177 165H178V164H177ZM229 165H230V164H229ZM255 165H254V166H255ZM261 165H262V164H261ZM113 166H114V165H113ZM113 166H111V167L113 168ZM130 166H129V167H130ZM154 166H156V165H154ZM154 166H153V167H154ZM174 166H176V164H175ZM178 166H179V165H178ZM243 166H245V165H243ZM88 167H89V166H88ZM104 167H105V166H104ZM115 167H116V166H114V168H115ZM131 167H133V166H131ZM142 167H143V166H142ZM144 167H146V166L144 165ZM227 167H228V166H227ZM230 167H231V166H230ZM230 167H229V168H230ZM106 168H107V167H106ZM112 168H111V169H112ZM139 168H140V166H139ZM139 168H138V170H139ZM156 168H157V167H156ZM161 168H163V167H161ZM164 168H167V167H164ZM173 168H174V167H173ZM237 168H239V167H236L235 169H237ZM245 168H246V167H245ZM254 168H256V167H254ZM1 169H2V167H1ZM126 169H128V168H126ZM134 169H137V167L134 168ZM144 169H147V167L144 168ZM177 169H179V168H177ZM108 170H109V169H108ZM116 170H117V169H116ZM116 170H115V171H116ZM130 170H131V169H130ZM132 170H133V169H132ZM141 170H142V169H141ZM149 170L151 171L152 169H149ZM155 170H156V169H155ZM157 170H158V169H157ZM159 170H160V169H159ZM169 170H170V169H168V171H169ZM175 170H176V169H175ZM190 170H191V169H190ZM230 170H232V169H230ZM255 170H256V169H255ZM98 171H99V170H98ZM109 171H110V170H109ZM147 171H148V170H147ZM147 171H146V172H147ZM170 171H171V170H170ZM192 171H193V170H192ZM223 171H224V170H223ZM234 171H235V170H234ZM238 171H239V170H238ZM240 171H241V170H240ZM240 171H239V172H240ZM244 171H245V169H244ZM259 171H260V170H259ZM103 172H104V171H103ZM105 172H106V171H105ZM164 172H165V171H164ZM176 172H177V171H176ZM176 172H175L174 174H177ZM217 172H218V171H217ZM220 172H221V171H220ZM225 172H226V171H225ZM229 172H230V171H229ZM236 172H237V171H236ZM236 172H235V175H236ZM108 173H109V172H108ZM114 173H115V172H114ZM141 173H142V172H141ZM143 173H144V171H143ZM172 173H173V172H172ZM215 173H216V172H215ZM218 173H219V172H218ZM221 173H222V172H221ZM221 173H220V174H221ZM4 174H5V173H4ZM117 174H118V173H117ZM123 174H124V173H123ZM131 174H132V173H131ZM134 174H135V173H134ZM134 174H133V175H134ZM144 174H145V173H144ZM152 174H153V172H152ZM159 174H160V173H159ZM162 174H163V172H162ZM179 174H180V173H179ZM185 174H186V173H185ZM188 174H189V173H188ZM188 174H187V175H188ZM247 174H248V173H247ZM252 174H254V173H252ZM257 174H258V173H257ZM257 174H256V175H257ZM105 175H106V174H105ZM128 175H129V174H128ZM141 175H142V174H141ZM146 175H147V174H146ZM156 175L158 176L157 173H156ZM156 175H155V176H156ZM160 175H161V174H160ZM180 175H181V174H180ZM205 175H206V174H205ZM211 175H213V174H211ZM214 175H215V174H214ZM216 175H217V174H216ZM118 176H119V175H118ZM123 176H125V175H123ZM130 176H131V175H129V177H130ZM137 176H138V175H137ZM178 176H179V175H178ZM192 176H193V175H192ZM228 176H229V175H228ZM253 176H254V175H253ZM262 176H264V175H262ZM106 177H107V176H106ZM119 177H120V176H119ZM119 177H118V178H119ZM143 177H144V176H143ZM151 177H152V176H151ZM162 177H163V175H162ZM188 177H189V175H188ZM205 177H206V176H205ZM211 177H212V176H211ZM218 177H219V176H218ZM251 177H252V176H251ZM113 178H114V177H113ZM125 178H127V177H125ZM132 178H133V177H132ZM140 178H141V176H140ZM146 178H147V177H146ZM148 178H149V177H148ZM153 178H154V177H153ZM181 178H182V177H181ZM183 178H184V177H183ZM212 178H214V177H212ZM229 178H231V177H229ZM232 178H233V177H232ZM1 179H2V178H1ZM116 179H117V178H116ZM122 179H123V178H122ZM159 179H160V178H159ZM159 179H158V180H159ZM172 179H173V178H172ZM184 179H185V178H184ZM189 179H190V178H189ZM255 179H256V178H255ZM261 179H263V178H261ZM112 180H113V179H112ZM123 180H124V179H123ZM151 180H152V179H151ZM156 180H157V179H156ZM170 180H171V179H170ZM195 180H196V179H195ZM205 180H206V179H205ZM217 180H218V179H217ZM217 180H216V181H217ZM252 180H253V179H252ZM113 181H114V180H113ZM113 181H112V182H113ZM117 181H118V180H117ZM125 181H126V180H125ZM147 181H148V180H147ZM154 181H155V180H154ZM161 181H163V180H161ZM167 181H168V180H167ZM181 181H182V180H181ZM189 181H190V180H189ZM196 181H197V180H196ZM203 181H204V180H203ZM208 181H209V180H208ZM208 181H207V182H208ZM218 181H221V178H220V180H218ZM227 181H228V180H227ZM237 181H238V180H237ZM240 181H241V180H240ZM244 181L246 182V180H244ZM250 181H251V180H250ZM255 181H256V180H255ZM262 181H263V180H262ZM106 182H108V179H107ZM126 182H127V181H126ZM131 182H132V181H131ZM135 182H136V181H135ZM139 182H140V181H139ZM192 182H194V181H192ZM207 182H206V183H207ZM221 182H222V181H221ZM221 182H220V183H221ZM223 182H224V181H223ZM229 182H230V181H229ZM235 182H236V181H235ZM252 182H254V181H252ZM256 182H257V181H256ZM256 182H255V183H256ZM259 182H260V181H259ZM1 183H2V182H1ZM4 183H5V182H4ZM110 183H111V182H110ZM114 183H116V182H114ZM161 183H162V182H161ZM176 183H177V182H176ZM200 183H201V182H200ZM210 183H211V182H210ZM214 183H216V182H214ZM224 183H225V182H224ZM238 183H240V182H238ZM79 184H80V183H79ZM119 184H120V183H119ZM136 184H137V183H136ZM140 184H141V183H140ZM154 184H155V183H154ZM158 184H159V181H158ZM158 184H157V186H158ZM183 184H184V183H183ZM183 184H182V185H183ZM186 184L188 185V184H190V183L187 182ZM232 184H233V183H232ZM232 184H231V185H232ZM242 184H243V183H242ZM244 184H245V183H244ZM252 184H253V183H252ZM256 184H257V183H256ZM263 184H264V183H263ZM96 185H97V184H96ZM105 185H106V184H105ZM109 185H111V184H109ZM109 185H108V186H109ZM126 185H127V184H126ZM167 185H168V184H167ZM176 185H177V184H176ZM187 185H186V186H187ZM197 185H198V182H197ZM204 185H205V184H204ZM213 185H216V184H213ZM228 185H229V184H228ZM231 185H230V187H231ZM257 185H258V184H257ZM116 186H117V185H116ZM146 186H148V185H146ZM162 186H163V185H162ZM180 186H181V185H180ZM183 186H184V185H183ZM189 186L191 187V186H193V185H189ZM242 186H243V185H242ZM259 186H260V184H259ZM259 186H258V187H259ZM262 186H263V185H262ZM114 187H115V185H114ZM114 187H113V188H114ZM118 187H119V186H118ZM149 187H150V186H149ZM165 187H166V186H165ZM172 187H173V186H172ZM174 187H175V186H174ZM176 187H177V186H176ZM176 187H175V189H176ZM178 187H179V186H178ZM187 187H188V186H187ZM193 187H194V186H193ZM195 187H196V186H195ZM198 187H199V186H198ZM206 187H209V186H206ZM220 187H221V186H220ZM223 187H224V186H223ZM225 187H228V186H225ZM225 187H224V189H225ZM234 187H235V186H234ZM236 187H237V186H236ZM236 187H235V188H236ZM239 187H240V185H239ZM252 187H253V185H252ZM252 187H251V188H252ZM1 188H2V187H1ZM111 188H112V187H111ZM115 188H116V187H115ZM141 188H144V187H141ZM147 188H148V187H147ZM168 188H169V187H167V189H168ZM185 188H186V187H185ZM199 188H200V187H199ZM201 188H202V185H201ZM210 188H211V187H210ZM235 188H234V189H235ZM240 188H241V187H240ZM246 188H247V186H246ZM255 188H256V187H255ZM116 189H117V188H116ZM145 189H146V188H145ZM150 189H151V188H150ZM172 189H173V188H172ZM187 189H188V188H187ZM193 189H196V188H193ZM221 189H222V188H220V190H221ZM236 189H238V188H236ZM259 189H260V188H259ZM2 190H3V189H2ZM112 190H114V189H112ZM120 190H121V189H120ZM135 190H137V189H135ZM138 190H139V189H138ZM176 190H178V189H176ZM191 190H192V189H191ZM203 190H204V189L202 188V191H201V192H203ZM209 190H210V189H209ZM241 190H243V189H241ZM246 190H247V189H246ZM248 190H249V188H248ZM257 190H258V189H257ZM262 190H263V192H264V189H262ZM114 191H116V190H114ZM114 191H113V192H114ZM139 191H140V190H139ZM148 191H150V190L148 189ZM157 191H158V190H157ZM178 191H179V190H178ZM187 191H188V190H187ZM193 191H194V190H193ZM207 191H208V190H207ZM217 191H218V190H217ZM224 191H225V190H224ZM226 191H227V190H226ZM238 191H239V190H238ZM244 191H245V190H244ZM244 191H243V192H244ZM126 192H127V191H126ZM146 192H147V191H146ZM167 192H168V190H167ZM172 192H173L172 194L177 193V192H174V191H172ZM184 192H185V191H184ZM184 192H183V193H184ZM201 192H198V193H201ZM208 192H210V191H208ZM219 192H220V191H218V193H219ZM232 192H233V191H232ZM234 192H236V191H234ZM241 192H242V191H241ZM248 192H249V191H248ZM114 193H115V192H114ZM119 193H120V192H119ZM131 193H132V192H131ZM133 193H135V192H133ZM139 193H140V192H139ZM141 193H142V192H141ZM179 193H180V192H179ZM228 193H229V192H228ZM236 193H238V192H236ZM246 193H247V192H246ZM107 194H108V193H107ZM145 194H146V193H145ZM165 194H166V193H165ZM168 194H169V193H167L166 195H168ZM186 194H187V193H186ZM194 194H197V193H194ZM211 194H212V193H211ZM216 194H217V192H216ZM261 194H262V192H261ZM261 194H260V195H261ZM122 195H124V193H123ZM131 195H134V194H131ZM131 195H130V196H131ZM175 195H176V194H175ZM206 195H207V193H206ZM214 195H215V194H213V196H214ZM220 195H221V194H220ZM232 195H233V194H232ZM242 195L244 196V194H242ZM249 195H250V194H249ZM252 195H253V193H252ZM254 195H255V194H254ZM130 196H129V197H130ZM135 196H136V195H135ZM146 196H147V195H146ZM181 196H182V194H181ZM187 196H189V194H188ZM197 196H198V195H197ZM216 196H218V195H216ZM234 196H235V195H234ZM261 196H262V195H261ZM104 197H105V196H104ZM118 197H119V196H118ZM127 197H128V196H127ZM127 197H126V198H127ZM152 197H153V196H152ZM152 197H151V198H152ZM160 197H161V196H160ZM160 197H159V198H160ZM164 197H165V196H164ZM164 197H163V198H164ZM168 197H169V196H168ZM170 197H171V196H170ZM170 197H169V199H170ZM184 197H185V195H184L182 198H184ZM218 197H221V196H218ZM218 197H216V198H218ZM222 197H223V196H222ZM229 197H231V196L229 195ZM236 197H237V196H236ZM249 197H250V196H249ZM252 197H253V196H252ZM262 197H263V196H262ZM123 198H124V196H123ZM151 198H150V201H151ZM171 198H172V197H171ZM182 198H180V199H182ZM208 198H209V197H208ZM127 199H128V198H127ZM132 199H133V198H132ZM142 199H144V198H142ZM146 199H147V198H146ZM177 199H178V198H177ZM180 199H179V200H180ZM184 199H185V198H184ZM210 199H211V198H210ZM219 199H220V198H219ZM227 199H228V198H227ZM231 199H232V198H231ZM237 199H238V198H237ZM241 199H243V198H241ZM241 199H240V200H241ZM121 200H122V199H121ZM133 200H134V199H133ZM144 200H145V199H144ZM147 200H148V199H147ZM153 200H155V199H153ZM153 200H152V202H153ZM160 200H161V198H160ZM163 200H165V199H163ZM174 200H176V199H174ZM216 200H217V199H216ZM229 200H230V198H229ZM258 200H259V199H258ZM260 200H261V199H260ZM122 201H123V200H122ZM130 201H131V200H130ZM136 201H137V200H136ZM140 201H141V199H140ZM170 201H171V200H170ZM219 201H220V200H219ZM234 201H238V200H234ZM7 202H8V201H7ZM131 202H132V201H131ZM141 202H142V201H141ZM144 202H145V201H144ZM167 202H168V200H167ZM175 202H176V201H175ZM179 202H180V201H179ZM179 202H178V203H179ZM206 202H207V201H206ZM208 202H210V201H208ZM240 202H241V201H240ZM251 202H252V201H251ZM119 203H120V202H119ZM126 203H127V201H126ZM126 203H125V204H126ZM129 203H130V202H129ZM218 203H219V202H218ZM222 203H223V202H222ZM232 203H233V202H232ZM260 203H261V202H260ZM5 204H6V203H5ZM127 204H128V203H127ZM136 204H137V202H136ZM138 204H140V203H138ZM154 204H155V203H154ZM157 204H158V202H157ZM162 204H164V203H162ZM175 204H176V203H175ZM175 204H174V205H175ZM213 204H214V201H213ZM213 204H212V206H214ZM223 204H224V203H223ZM227 204H228V203H227ZM229 204H230V203H229ZM236 204H237V203H236ZM262 204H263V203H262ZM158 205H159V204H158ZM160 205H161V204H160ZM160 205H159V206H160ZM165 205L167 206V204H165ZM165 205H164V206H165ZM183 205H184V204H183ZM187 205H188V203H187ZM189 205H190V204H189ZM247 205H248V204H247ZM128 206H129V205H128ZM131 206H132V205H131ZM134 206H136V205H134ZM143 206H144V205H143ZM156 206H157V205H156ZM166 206H165V207H166ZM172 206H173V205H172ZM181 206H182V205H181ZM232 206H233V205H232ZM254 206H255V205H254ZM147 207H148V206H147ZM157 207H158V206H157ZM169 207H170V205H169ZM185 207H186V206H185ZM188 207H189V206H188ZM203 207H204V205H203ZM209 207H210V206H209ZM209 207H208V208H209ZM259 207H260V206H259ZM262 207H264V205H263ZM117 208H118V207H117ZM122 208H123V207H122ZM134 208H135V207H134ZM141 208H142V206H141ZM141 208H140V209H141ZM174 208H176V207H174ZM182 208H184V207H182ZM182 208H181V209H182ZM212 208H213V207H212ZM214 208H215V207H214ZM217 208H218V207H217ZM233 208H234V207H233ZM257 208H258V206H257ZM128 209H129V208H128ZM146 209H147V208H146ZM168 209H169V208H168ZM172 209H173V208H172ZM177 209H179V208H177ZM201 209H202V207H201ZM228 209H229V208H228ZM230 209H231V208H230ZM230 209H229V210H230ZM260 209H261V208H260ZM112 210H113V209H112ZM114 210H115V209H114ZM147 210H148V209H147ZM155 210H156V208H155ZM205 210H206V209H205ZM207 210H208V209H207ZM257 210H258V209H257ZM110 211H111V210H110ZM117 211H118V210H117ZM141 211H142V210H141ZM144 211H145V210H144ZM171 211H173V210H171ZM231 211H232V209H231ZM233 211H234V210H233ZM235 211H236V210H235ZM261 211H262V210H261ZM118 212H119V211H118ZM128 212H130V210H129ZM155 212H156V211H155ZM207 212H208V211H207ZM212 212H213V211H212ZM256 212H257V211H256ZM0 213H1V212H0ZM110 213H112V212H110ZM116 213H117V212H116ZM124 213H125V212H124ZM140 213H141V212H140ZM140 213H139V214H140ZM143 213H144V212H143ZM143 213H142V214H143ZM153 213H154V212H153ZM153 213H152V215H153ZM263 213H264V212H263ZM145 214H146V213H145ZM145 214H144V215H145ZM149 214H150V211H149ZM155 214H156V213H155ZM172 214H174V213H172ZM185 214H186V213H185ZM189 214H190V213H189ZM191 214H192V213H191ZM218 214H219V213H218ZM236 214H237V213H236ZM254 214H255V213H254ZM111 215H112V214H111ZM118 215H119V213H118ZM128 215H129V213H128ZM128 215H127V216H128ZM192 215H193V214H192ZM251 215H252V214H251ZM119 216H120V215H119ZM119 216H118V217H119ZM131 216H132V215H131ZM133 216H134V215H133ZM146 216H147V215H146ZM185 216H186V215H185ZM111 217H112V216H111ZM137 217H138V216H137ZM139 217H141V216H139ZM171 217H172V215H171ZM218 217H219V216H218ZM31 218H32V217H31ZM35 218H36V217H35ZM108 218H109V217H108ZM120 218H121V217H120ZM122 218H123V217H122ZM129 218H130V217H129ZM143 218H144V217H142V219H143ZM151 218H152V216H151ZM151 218H148V219H151ZM162 218H164V217H162ZM33 219H34V218H33ZM36 219H37V218H36ZM110 219H111V218H110ZM110 219H109V220H110ZM117 219H119V218H117ZM124 219H126V218H124ZM130 219H131V218H130ZM138 219H139V218H138ZM145 219H146V217H145ZM253 219H254V218H253ZM261 219H262V218H261ZM31 220H32V219H31ZM31 220H30V221H31ZM34 220H35V219H34ZM133 220H134V219H133ZM146 220H147V219H146ZM152 220H153V218H152ZM157 220H159V219H157ZM157 220H156V221H157ZM166 220H167V219H166ZM178 220H179V219H178ZM193 220H194V219H193ZM38 221H39V220H38ZM40 221H41V220H40ZM112 221H113V220H112ZM112 221H111V222H112ZM117 221H118V220H117ZM127 221H128V220H127ZM130 221H131V220H130ZM134 221H135V220H134ZM134 221H133V222H134ZM153 221H154V220H153ZM159 221H160V220H159ZM107 222H108V221H107ZM133 222H131L130 224H133ZM138 222H139V221H138ZM140 222H141V221H140ZM147 222H148V221H147ZM162 222H163V221H162ZM164 222H165V221H164ZM180 222H181V220H180ZM180 222H179V223H180ZM183 222H184V221H183ZM250 222H251V221H249V223H250ZM258 222H259V221H258ZM40 223H41V222H40ZM119 223H120V221H119ZM128 223H129V222H128ZM142 223H143V222H142ZM153 223H154V222H153ZM155 223H156V222H155ZM26 224H27V223H26ZM36 224H38V223H36ZM99 224H100V223H99ZM123 224H124V223H123ZM125 224H126V223H125ZM130 224H129V225H130ZM151 224H152V222H151ZM162 224H163V223H162ZM166 224H167V223H166ZM186 224H187V223H186ZM30 225H31V224H30ZM38 225H39V224H38ZM91 225H92V224H91ZM95 225H96V224H95ZM101 225H102V224H101ZM142 225H143V224H142ZM145 225H146V224H145ZM149 225H150V224H149ZM183 225H184V224H183ZM183 225H182V226H183ZM248 225H249V224H248ZM32 226H33V223H32ZM92 226H93V225H92ZM104 226H105V225H104ZM116 226H117V225H116ZM118 226H119V225H118ZM124 226H125V225H124ZM132 226H133V225H132ZM151 226H152V225H151ZM166 226H167V225H166ZM172 226H173V225H172ZM187 226H188V225H187ZM251 226H252V225H251ZM251 226H250V227H251ZM263 226H264V225H263ZM35 227H36V226H35ZM134 227H135V226H134ZM148 227H149V226H148ZM161 227H162V226H161ZM161 227H160V228H161ZM163 227H164V224H163ZM163 227H162V228H163ZM168 227H169V225H168ZM176 227L179 228L180 226H179V227L176 226ZM176 227H175V228H176ZM215 227H216V226H215ZM240 227H241V226H240ZM39 228H41V227H39ZM89 228H91V227H89ZM103 228H104V227H103ZM105 228H106V227H105ZM112 228H113V227H112ZM116 228H117V227H115V229H116ZM125 228H126V227H125ZM152 228H154V226H152ZM155 228H156V227H155ZM155 228H154V229H155ZM166 228H167V227H166ZM258 228H259V227H258ZM35 229H38V228H35ZM43 229H44V228H43ZM46 229H47V228H46ZM108 229H109V228H108ZM110 229H111V228H110ZM118 229H120V228L118 227ZM129 229H130V228H129ZM135 229H136V228H135ZM138 229H139V228H138ZM146 229H147V228H146ZM171 229H172V227H171ZM171 229H170V230H171ZM181 229H182V228H181ZM185 229H186V227H185ZM236 229H237V228H236ZM38 230H39V229H38ZM130 230H131V229H130ZM133 230H134V228H132V233H133ZM136 230H137V229H136ZM141 230H142V229H141ZM144 230H145V228H144ZM147 230H148V229H147ZM147 230H145V231H147ZM161 230H162V229H161ZM166 230H167V229H166ZM175 230H176V229H175ZM211 230H212V229H211ZM211 230H210V231H211ZM248 230H249V229H248ZM256 230H259V231H260V230H261V227H260V229H256ZM102 231H104V230H102ZM116 231H117V230H116ZM139 231H140V230H139ZM151 231H153V230H151ZM151 231H150V233H151ZM183 231H184V229H183ZM188 231H189V230H188ZM191 231H192V230H191ZM215 231H216V230H215ZM228 231L231 232V230H228ZM254 231H255V230H254ZM254 231H253V232H254ZM42 232H44V230H43ZM45 232H46V231H45ZM52 232H53V231H52ZM96 232H97V231H96ZM100 232H101V231H100ZM104 232H105V231H104ZM137 232H138V230H137ZM142 232H143V231H142ZM155 232H156V231H155ZM161 232H162V231H161ZM168 232H169V231H168ZM171 232H172V231H171ZM176 232H177V231H176ZM185 232H186V231H185ZM230 232H229V233H230ZM237 232H238V231H237ZM39 233H40V232H39ZM46 233H47V232H46ZM83 233H84V232H83ZM113 233H114V232H113ZM115 233L117 234V233H119V232H115ZM127 233H128V232H127ZM130 233H131V232H130ZM140 233H141V232H140ZM144 233H146V232H144ZM147 233H149V232H147ZM166 233H167V231H166ZM173 233H174V231H173ZM178 233H179V232H178ZM178 233H177V234H178ZM186 233H187V232H186ZM193 233H194V232H193ZM41 234H42V233H41ZM56 234H58V233H56ZM74 234H75V233H74ZM74 234H73V235H74ZM86 234H87V233H86ZM86 234H84V235H86ZM94 234H95V233H93V235H94ZM105 234H106V233H105ZM105 234H103V235H105ZM107 234H108V233H107ZM120 234H123V233H120ZM120 234H119V235H120ZM125 234H126V233H125ZM135 234H136V233H135ZM164 234H165V233H164ZM183 234H184V233H183ZM188 234H190V232H189ZM214 234H215V233H214ZM226 234H227V233H226ZM258 234H259V233H258ZM43 235H45V234H43ZM46 235H47V234H46ZM53 235H54V234H53ZM53 235H52V236H53ZM59 235H62V234H59ZM59 235H58V236H59ZM66 235H67V234H66ZM89 235H92V233L89 234ZM101 235H102V234H101ZM110 235H111V234H110ZM128 235L131 236L132 234H128ZM140 235H142V234H140ZM145 235H146V234H145ZM169 235H170V234H169ZM179 235H180V234H179ZM190 235H191V234H190ZM190 235H188V236H190ZM230 235H231V234H230ZM236 235H237V234H236ZM260 235H261V234H260ZM39 236H40V234H39ZM68 236L70 237V235H68ZM68 236H67V237H68ZM79 236H80V235H79ZM107 236H108V235H107ZM114 236H115V235H114ZM114 236H112V237H114ZM122 236H123V235H122ZM133 236H134V235H133ZM142 236H143V235H142ZM142 236H140V237H142ZM147 236H148V235H147ZM153 236H154V235H153ZM153 236H152V237H153ZM160 236H161V235H160ZM172 236H173V235H172ZM176 236H177V235H176ZM214 236H215V235H214ZM217 236H218V235H217ZM245 236H246V235H245ZM257 236H258V235H257ZM7 237H8V236H7ZM19 237H20V236H19ZM43 237H44V236H43ZM45 237L47 238V236H45ZM55 237H56V236H55ZM63 237H64V235H63ZM63 237L60 236V237H59L60 240H61V238L63 239ZM74 237H75V235H74ZM74 237L72 236V237H70V238H74ZM80 237H81V236H80ZM103 237H104V236H103ZM110 237H111V236H110ZM116 237H117V236H116ZM123 237H124V236H123ZM134 237H135V236H134ZM149 237H151V236H149ZM152 237H151V239H153ZM163 237L165 238V236H163ZM163 237H162V239H163ZM178 237L180 238V236H178ZM178 237H177V238H178ZM193 237H194V236H193ZM197 237H198V236H197ZM215 237H216V236H215ZM215 237H214V238H215ZM226 237H227V236H226ZM232 237H233V236H232ZM14 238H15V237H14ZM53 238H54V237H53ZM70 238H69V239H70ZM99 238H100V237H99ZM114 238H115V237H114ZM114 238H113V240H112V239H111V240L114 241V240H115ZM129 238H130V237H129ZM132 238H133V237H132ZM181 238H182V236H181ZM183 238H185V237H183ZM188 238H189V237H188ZM47 239H48V238H47ZM54 239H55V238H54ZM56 239H57V237H56ZM86 239H88V238H86ZM104 239H105V238H104ZM124 239H125V238H124ZM149 239H150V238H149ZM162 239H161V241H162V243H163L164 241H163ZM171 239H172V238H171ZM195 239H196V238H195ZM208 239H209V237H208ZM226 239H227V238H226ZM229 239H230V237H229ZM235 239H236V237H235ZM241 239H242V238H241ZM245 239H246V238H245ZM247 239H248V238H247ZM256 239H257V238H256ZM262 239H263V238H262ZM73 240H74V239H73ZM73 240H72V241H73ZM75 240H76V239H75ZM84 240H85V239H84ZM91 240H92V239H91ZM96 240H98V239L96 238ZM107 240H108V239H107ZM107 240H106V242H107ZM109 240H110V238H109ZM119 240H120V239H119ZM125 240H127V239H125ZM134 240H135V239H134ZM168 240H169V239H168ZM168 240H166V241L168 242ZM175 240H176V239H174V243H175ZM182 240H183V239H182ZM188 240H189V239H188ZM191 240H192V239H191ZM191 240H189V241H191ZM211 240H212V239H211ZM224 240H225V238H224ZM237 240H238V239H237ZM237 240H236V242H237ZM263 240H264V239H263ZM36 241H37V240H36ZM38 241H39V240H38ZM50 241H51V240H50ZM53 241H54V240H53ZM62 241H63V240H62ZM65 241H66V240H65ZM67 241H68V238H67ZM69 241H70V240H69ZM72 241H71V242H72ZM89 241H90V240H89ZM94 241H95V239H94ZM100 241H102V240H100ZM116 241H117V240H116ZM147 241H148V240H147ZM147 241H146V243H147ZM180 241H181V240H180ZM189 241H187V242H189ZM194 241H195V240H194ZM212 241H213V240H212ZM2 242H3V241H2ZM57 242H58V241H57ZM125 242H126V241H125ZM233 242H234V241H233ZM247 242H248V241H246V243H247ZM54 243H56V242H54ZM58 243H59V242H58ZM62 243H64V242H62ZM78 243H79V242H78ZM88 243H89V242H88ZM91 243H93V242H91ZM97 243H98V242H97ZM99 243H100V242H99ZM102 243H103V241H102ZM102 243H100V244H102ZM113 243H114V242H113ZM117 243H118V242H117ZM122 243H123V242H122ZM153 243H154V242H153ZM174 243H173V245H174ZM182 243H183V242H182ZM193 243H195V242H193ZM203 243H204V241H203ZM205 243H206V242H205ZM237 243H238V242H237ZM263 243H264V242H263ZM60 244H61V243H60ZM69 244L72 245L71 243H69ZM76 244H77V243H76ZM81 244H82V241H81ZM86 244H87V243H86ZM110 244H111V241H110ZM115 244H116V243H115ZM119 244H120V243H119ZM119 244H118V245H119ZM165 244H167V243H165ZM188 244H189V243H188ZM210 244H211V243H210ZM213 244H214V243H213ZM241 244H242V243H241ZM258 244H259V243H258ZM33 245H34V244H33ZM57 245H59V244H57ZM63 245H64V244H63ZM63 245H62V246H63ZM66 245H68V244H66ZM87 245H88V244H87ZM92 245H93V244H92ZM121 245H123V244H121ZM121 245H120V247H121ZM127 245H128V244H127ZM132 245H133V244H132ZM132 245H131V246H132ZM142 245H144V244H142ZM149 245H150V243H149ZM161 245H163V244H161ZM169 245H171V244H169ZM169 245H168V246H169ZM176 245H177V244H176ZM180 245H182V244L179 243V246H180ZM183 245H184V244H183ZM183 245H182V246H183ZM195 245H197V244H195ZM199 245H201V244H199ZM211 245H212V244H211ZM228 245H229V244H228ZM263 245H264V244H263ZM59 246H60V245H59ZM76 246H78V245H76ZM76 246H75V247H76ZM90 246H91V245H90ZM94 246H95V244H94ZM104 246H105V245H104ZM106 246H107V245H106ZM108 246H109V245H108ZM108 246H107V247H108ZM125 246H126V245H125ZM151 246H152V245H151ZM153 246L155 247V245H153ZM153 246H152V247H153ZM193 246H194V245H193ZM201 246H203V245H201ZM205 246H206V245H205ZM209 246H210V245H209ZM231 246H232V245H231ZM242 246H243V245H242ZM245 246H247V245H245ZM255 246H256V245H255ZM4 247H5V246H4ZM68 247H69V246H68ZM72 247H73V246H72ZM115 247H116V246H115ZM123 247H124V246H123ZM126 247H127V246H126ZM134 247H135V246H134ZM152 247H151V248H152ZM169 247H170V246H169ZM177 247H178V246H177ZM186 247H187V246H186ZM186 247H185V248H186ZM226 247H227V246H226ZM226 247H225V248H226ZM236 247H238V246H236ZM236 247L234 246V248H236ZM258 247H259V246H258ZM51 248H52V247H51ZM58 248H59V247H58ZM69 248H70V247H69ZM78 248H79V247H78ZM82 248H83V247H82ZM90 248H91V247H90ZM95 248H97V246H96ZM102 248H103V245H102ZM124 248H125V247H124ZM136 248H137V247H136ZM142 248H143V247H142ZM166 248H167V247H166ZM174 248H175V250H176V247H175V246H174ZM185 248H184V249H185ZM206 248H207V247H206ZM206 248H205V250H206ZM211 248H212V247H211ZM211 248H208L209 251H210ZM232 248H233V247H232ZM259 248H261V247H259ZM259 248H258V249H259ZM47 249H48V248H47ZM47 249H46V250H47ZM49 249H50V248H49ZM64 249H65V248H64ZM85 249H87V253H88V247L85 248ZM100 249H101V248H100ZM111 249H112V248H111ZM118 249H119V248H118ZM126 249L129 250V248H126ZM148 249L151 250L150 247H148ZM168 249H169V248H168ZM199 249L202 250L203 248L201 247V248H199ZM241 249H242V248H241ZM55 250H56V249H55ZM59 250H61V249H59ZM66 250H67V249H66ZM68 250H69V249H68ZM94 250H96V249H94ZM97 250H98V248H97ZM97 250H96V251H97ZM135 250H136V249H135ZM145 250H146V249H145ZM164 250H165V249H164ZM263 250H264V249H263ZM53 251H54V250H53ZM79 251H80V250H79ZM83 251H84V250H83ZM103 251H104V250H103ZM125 251H126V250H125ZM139 251H140V250H139ZM142 251H144V250H142ZM147 251H148V250H147ZM202 251L204 252V250H202ZM260 251H261V250H260ZM3 252H4V251H3ZM43 252H44V251H43ZM47 252H48V251H47ZM66 252H67V251H66ZM70 252H71V250H70ZM70 252H69V253H70ZM92 252H93V251H92ZM108 252H109V251H108ZM111 252H112V250H111ZM120 252L123 253L124 251H123V252L120 251ZM137 252H138V251H137ZM170 252H171V251H170ZM197 252H198V249H197ZM199 252H200V251H199ZM55 253H56V252H55ZM85 253H86V252H85ZM97 253H98V252H97ZM105 253H106V251H105ZM105 253H104V254H105ZM113 253H114V252H113ZM118 253H119V252H118ZM151 253H152V252H151ZM167 253H169V252H167ZM167 253H166V254H167ZM179 253H180V251H179ZM188 253H189V252H188ZM190 253H191V252H190ZM201 253H202V252H201ZM227 253H228V252H227ZM17 254H18V253H17ZM37 254H38V252H37ZM37 254H36V255H37ZM41 254H42V252H41ZM43 254H44V253H43ZM60 254H61V253H60ZM62 254H63V253H62ZM75 254L77 255V252H76V251H75ZM75 254H74V255H75ZM82 254H83V253H82ZM82 254H81V255H82ZM94 254H95V253H94ZM131 254H132V252H131ZM154 254H155V252H154ZM169 254H170V253H169ZM176 254H178V253H176ZM176 254H175V255H176ZM186 254H187V253H186ZM204 254H207V253L204 252ZM210 254H211V253H210ZM19 255H20V254H19ZM19 255H17V256H19ZM26 255H27V254H25V255H23V256L27 257ZM30 255H31V253H30ZM33 255H34V252H33ZM54 255H55V254H54ZM65 255H66V254H65ZM65 255H64V257H65ZM78 255H79V253H78ZM89 255H90V254H89ZM102 255H103V254H102ZM108 255H109V254H108ZM108 255H106V256H108ZM110 255H111V253H110ZM117 255H118V254H117ZM129 255H130V254H129ZM132 255H133V254H132ZM139 255H142V254H139ZM145 255H146V254H145ZM155 255H156V254H155ZM171 255H172V254H171ZM178 255H179V254H178ZM182 255H183V254H182ZM194 255H195V254H194ZM260 255H261V253H260ZM262 255H263V254H262ZM12 256H13V255H12ZM23 256H22V257H23ZM28 256H29V255H28ZM58 256H60V255H58ZM68 256H69V255H68ZM83 256H84V255H83ZM99 256H100V255H99ZM119 256H120V255H119ZM119 256H118V257H119ZM137 256H138V255H137ZM173 256H174V255H173ZM173 256H171V257H173ZM195 256H196V255H195ZM203 256H205V255H203ZM203 256H202V257H203ZM209 256H210V255H209ZM209 256H208V258H209ZM240 256H241V255H240ZM244 256H245V255H244ZM9 257H10V256H9ZM9 257H7V258H9ZM41 257H42V256H41ZM72 257H74V256H72ZM77 257H78V256H77ZM88 257H89V256H88ZM111 257H112V256H111ZM130 257H131V256H130ZM135 257H136V254H135ZM140 257H141V256H139V258H140ZM153 257H154V256H153ZM155 257H156V256H155ZM162 257H163V256H162ZM185 257H186V256H185ZM210 257H211V256H210ZM241 257H243V255H242ZM262 257H264V255H263ZM2 258H3V257H2ZM2 258H1V259H2ZM4 258H6V257H4ZM44 258H45V256H44ZM67 258H68V257H67ZM75 258H76V257H75ZM99 258H100V257H99ZM99 258H98V259H99ZM120 258H122V257H120ZM127 258H128V257H127ZM137 258H138V257H137ZM146 258H147V257H146ZM175 258H177V257H175ZM181 258L183 259V257H181ZM192 258H193V257H192ZM204 258H205V260H206V257H204ZM204 258H203V259H204ZM245 258H247V257H244V259H245ZM248 258H249V257H248ZM256 258H257V257H256ZM256 258H254V259H256ZM9 259H11V258H9ZM14 259H15V257H14ZM17 259H18V257H17ZM24 259H25V258H24ZM28 259H29V257H28ZM39 259H40V258H39ZM54 259H55V258H54ZM54 259H53V260H54ZM71 259H72V258H71ZM71 259H70V260H71ZM78 259H79V258H78ZM81 259H84V258L81 257ZM81 259H80V260H81ZM106 259H107V258H106ZM106 259H105V260L103 259V261H106ZM110 259H111V258H110ZM112 259H113V258H112ZM130 259H131V258H130ZM132 259H133V258H132ZM144 259H145V258H144ZM165 259H166V258H165ZM172 259H173V258H172ZM172 259H171V260H172ZM177 259H178V258H177ZM201 259H202V258H201ZM209 259H210V258H209ZM5 260H6V259H5ZM11 260H12V259H11ZM25 260H26V259H25ZM25 260H24V261H25ZM33 260H34V258H33ZM41 260H42V259H41ZM43 260H44V259H43ZM57 260H58V259H57ZM74 260H76V259H74ZM89 260H90V259H89ZM92 260H93V259H92ZM114 260H115V259H114ZM128 260H129V259H128ZM133 260H134V259H133ZM135 260H136V259H135ZM147 260H148V258H147ZM147 260H145V261H147ZM150 260H151V259H150ZM160 260H161V259H160ZM13 261H14V260H13ZM15 261H16V260H15ZM30 261H32V260H30ZM30 261H29V262H30ZM34 261H35V260H34ZM46 261H47V260H46ZM68 261H69V259H68ZM68 261H66V262H68ZM71 261H72V260H71ZM86 261H87V260H86ZM120 261H121V260H119V262H120ZM123 261H124V260H123ZM157 261H159V259H158ZM168 261H169V260H168ZM168 261H167V263H168ZM175 261H177V260H175ZM175 261H174V262H175ZM185 261H186V259H185ZM188 261H189V260H188ZM206 261H207V260H206ZM206 261H205V262H206ZM248 261H250V260H248ZM262 261H263V260H262ZM262 261H261V262H262ZM2 262H3V261H2ZM5 262H6V261H5ZM10 262H11V261H10ZM16 262H17V261H16ZM20 262H21V261H20ZM29 262H28V263H29ZM36 262H37V261H36ZM38 262H39V261H38ZM44 262H45V261H44ZM74 262H75V261H74ZM77 262H78V261H77ZM89 262H90V261H89ZM116 262H117V260H116ZM119 262H118V263H119ZM147 262H149V261H147ZM165 262H166V260H165ZM190 262H191V261H190ZM202 262H204V261H202ZM207 262H209V260H208ZM207 262H206V263H207ZM243 262H244V260H243ZM245 262H246V260H245ZM251 262H253V261H251ZM7 263H8V261H7ZM18 263H19V261H18ZM32 263H33V262H32ZM59 263H60V262H59ZM69 263H70V262H69ZM85 263H86V262H85ZM112 263H113V262H112ZM118 263H117V264H118ZM125 263H127L126 260H125ZM167 263H166V264H167ZM169 263H170V262H169ZM177 263H178V261H177ZM206 263H205V264H206ZM241 263H242V262H241ZM241 263H239V264H241ZM11 264H12V263H11ZM23 264H24V263H23ZM30 264H31V263H30ZM79 264H80V263H79ZM89 264H90V263H89ZM104 264H105V263H104ZM108 264H110V263H108ZM113 264H114V263H113ZM122 264H123V263H122ZM127 264H128V263H127ZM133 264H134V263H133ZM135 264H136V263H135ZM137 264H139V263H137ZM147 264H148V263H147ZM162 264H163V263H162ZM192 264H193V263H192ZM208 264H209V263H208ZM243 264H244V263H243ZM263 264H264V263H263Z\"/></svg>", "mask_w": 264, "mask_h": 264}]
</instances>
